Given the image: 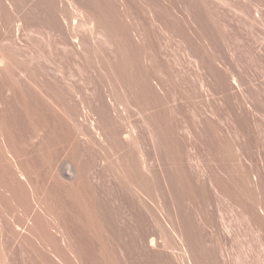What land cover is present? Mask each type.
Segmentation results:
<instances>
[{"label": "rangeland", "instance_id": "rangeland-1", "mask_svg": "<svg viewBox=\"0 0 264 264\" xmlns=\"http://www.w3.org/2000/svg\"><path fill=\"white\" fill-rule=\"evenodd\" d=\"M62 0H0V57L2 56L3 58H5L6 59V62H3L5 65H8L9 63V65H8V67H4V65H0V75H6V73L8 74H10L11 75V78H10V75H9V77H8V75H7V77H6V79H8L10 82L12 81V80H14V81H12L11 82V85H13V87H12V89L13 88H20L21 86H22V88L23 89H25L26 88V86L27 85H22V83L19 81V80H17V78L19 79L20 77L22 78V82H23V80L24 81H27V82H25L26 84L28 83V86H29V82H31L29 79H33L34 80V78H35V80H36V78H37V76H38V74L40 75V70L37 68V66H36V63H38V64H47V65H49V67H50V73H52V72H54L55 70V68L56 69H59L60 67H61V65L63 64L64 66H65V71H66V69L68 68V69H70V73H71V71L73 72L74 71V73H72L71 75H72V79H75L74 81L71 79V80H69V82H71V83H74V82H76V81H78L79 83L81 82V81H79V80H81L82 78H85V79H82V81L83 82H81L82 84H80L81 86H79V87H77L76 89H74L73 90V99L75 100V104H74V100H72V101H70V102H68L69 104L72 102L73 103V105H72V103L70 104V106H69V104L68 103H63V105L60 107V104H59V101L60 100H57V102H55V103H57V105L59 104V106L58 107H56V105L54 106L55 108H54V111L56 112L57 111V109L59 110V112L57 111L56 112V114L58 115V117L56 118V120L55 119H53V121H50L49 123H48V125H49V130H51V129H53V130H51V131H55V133H56V135H57V137L58 136H60V138H62L61 136H64L65 134H66V137L67 138H69V136H70V140H72L73 141V143L75 142V141H77V143H79L80 145H78L77 143H75V144H77V145H75V144H72L73 146L75 145V148L73 149L74 150V153H75V155L77 154V150H75V149H77L76 147L77 146H80V149L82 148L83 149V153L87 156H85L83 153H80V154H77L76 156H78V158L72 153V151H71V148H72V145H71V143H69V142H67L69 145H65V144H67L66 143V141H68L69 139H67L64 143H63V145L65 146L64 147V149L62 150V151H60V153H58L55 157L57 158L58 157V161H59V163H64V164H67V163H70V161H74L75 163L77 162L76 160L78 159V160H80L79 162H81V160H85V158L87 159V161L89 162L88 163V165H89V177H90V184H91V186L89 185V188H90V193L92 192V191H94V189H95V191L97 192V194H101V195H97L96 194V192H93V193H95L96 195H97V197H96V195H94L93 193L91 194V196L92 195H94L96 198H95V200L96 201H98L97 200V198L99 199H101V201L103 200V202L104 201H106V200H111V201H113V202H115L116 200L117 201H119V199L120 198H124L123 196H125L126 197V195H127V198H124L123 199V205H126L125 203L127 202V200L128 199H131L132 198V200H133V203H134V205L136 206V208H137V205H139V208H140V204H143V203H141L142 202V200H144V197L142 198V196H143V194H142V196L140 195V199H142L141 201L139 200V198H137V194H138V197H139V192H142L141 191V188H139V191H137L136 193H135V191L134 190H138L137 188H138V185H136L135 183H131V184H129V183H126L125 185H135V186H128V187H126L125 186V188L123 187V188H121V186H124V183L122 182V184L119 182V180H117L119 177H121V176H118L119 174L120 175H122L124 172L123 171H125L124 169H123V167H125L126 166V162H127V153H123L125 150H127L128 148H130V146H133L134 144L136 145L137 143V145L134 147H131V148H135L134 150H135V152H136V148H137V153H133L132 155H133V157L135 156V160H136V162H137V164H138V166H140V165H142V164H140V163H142V158L145 156V158L143 159V160H148V162H150V163H148L147 162V165L149 166V167H151L152 169H153V166H154V168L158 171L160 168L162 169H164V171L166 170H170L171 168H173V169H175V165H177V163H180L181 164V160H183V164H182V167L184 166V170H186L185 171V173L187 172V175H189V176H191L192 175V177L194 176V181H193V184L194 185H196V186H198L199 185V181L201 180L200 178H202V180H204L205 179V175L206 174H210V168H211V165H212V167H214L213 169H215L216 170V172L218 173V175H220L219 177H220V179L221 178H223V177H225V175H228V173L226 174V172L229 170V174H231V175H235V174H243L244 176H246V178H244V180H248L247 182H245L244 180L242 181V180H239L238 179V175L236 176V178L235 179H238V180H235L232 176H231V179H233V180H231V179H229V176H227V177H225L224 178V180L226 181V183H225V181L224 180H222V183L221 184H225V185H223V187H225V188H222V185H221V187L219 188V186L220 185H218V187H216V189H217V192L220 194V192L219 191H221V196L220 195H217V197L218 196H220V198L218 197H215V196H213L214 198H213V200H212V198L210 199L211 200V202L209 201H207L209 204H204L205 206H207V208H208V205H210L209 207L210 208H206V210H205V206L204 205H202L203 204V201L205 200V199H201V197L200 196H198V195H196V196H198V197H192V198H194V199H191V198H185V200H183L182 202L184 203V205L186 204V206L187 207H193L194 205L192 204V203H196V205H198V204H200V206L201 207H203L202 209H203V211L202 210H200V208H199V210L201 211H199V210H196L197 212H198V214H196V211L194 212L195 214H194V222L197 224V226L198 225H200L199 227H200V229H203L202 230V235H201V231L200 232H198V231H193V232H191V233H189V235L191 236V234H192V238L191 237H189V235H187L188 233H186V235L188 236H184V234L180 237H178V239H174V241L176 240H178V242H176V243H174V241L173 240H171L170 242H173V244L172 245H176V244H178L179 243V241L180 242H183V240H184V243H188V239H186V238H189L190 239V241L193 239V243L196 241V238L198 239L197 241H196V244L198 243L200 246H198V244L196 245V247H194V249L196 248V250L195 251H197L198 250V252L196 253L197 255L199 254V255H201L202 256V254H203V256L201 257L200 256V258L199 259H202L204 256L205 257H207V259H205V257L202 259L203 260V262L201 263V262H199V264H209L210 262L213 264V262H214V264L215 263H217V264H264V217H262V216H264L263 214H264V185H263V187H262V185H261V187H259L260 186V184L261 183H263L264 182V177H263V175H264V0H160V2H159V0H130L131 2L133 1V3H131L129 0L127 1V2H130L131 3V5H133L135 8H137V6L139 7V8H137L139 11L137 12V9L135 10V8H133L132 9V7H131V5H130V3H129V6L131 7V8H128L129 10L131 9L132 11L129 13V12H127V15H126V1L125 0H106V1H104V0H98L99 2H97V0H94L95 2H93V0H79V1H77V0H69V1H67V0H63V2H61ZM65 1L68 3H65ZM71 1V2H70ZM82 1H85V2H82ZM104 1V2H103ZM110 1V2H109ZM117 1V2H116ZM123 1V2H122ZM173 1V2H172ZM202 1V2H201ZM203 1H205V3L203 2ZM52 2H54L55 3V7H54V3L53 4H51ZM57 2V3H56ZM81 2H82V4H81ZM88 2H90V3H88ZM96 3L97 2V6H95V7H93L92 5L90 6V4L91 3ZM102 2V3H101ZM113 2V3H112ZM154 2V3H153ZM178 4H177V3ZM59 3V4H58ZM71 3V4H70ZM85 3V5L86 6H84L83 4ZM102 5H101V4ZM106 3H110L109 5H111V6H109L108 4H107V8L106 7H104L103 8V6H105L106 5ZM124 3V4H123ZM137 3V4H136ZM151 3H153V4H151ZM156 3V4H155ZM171 3H172V5H171ZM207 3H208V5H207ZM60 7H63L61 4H63L64 6H68V8H66L69 12H72L71 14L69 13V15H68V13L66 14V18H67V20H69L68 19V16L70 17V19L72 18V16H76L75 18H76V20L79 22H75L74 24H73V27H71V24L72 23H69L70 24V27L71 28H73L71 31H73L74 29V31L76 32H74L73 31V34L74 35H78V34H82V32H85V28H86V31H88L87 30V28L89 27V25H86L87 24V22H89V20H91L92 22L93 21H95V19L97 18L96 16H92L91 17V15H90V13L91 14H96L97 13V15H99L102 11H101V7H102V10H103V13H110L111 14V12L109 11H107L108 9L109 10H111L114 14L113 15H110V14H108V15H110L111 17H114V19H117V20H122V21H125V22H127V23H130V25L133 23V25H131L132 26V28H134V29H132L133 30V32L134 33H137L138 31H141V27H142V24H144V22L146 21V24H147V21H150V22H148V24H150V25H152V28H153V25H155L154 26V29L156 28V29H158L157 31H155L154 29V32H152L153 33V35H152V39L154 40V42L155 43H153L154 44V49L156 50V53H157V51H158V53H159V55H161V56H159L158 54V57H159V59L161 58L163 61H164V63L166 64V66H165V64L163 63V61H162V63H163V65H164V68L165 69H167V67H168V71L167 70H164V72H159L158 70H157V68L155 69V66H154V63H152V60H151V56L152 55H144V56H141V61H144V62H141L140 63V65L142 64V66H146L147 64H148V66L149 67H151V73H152V75H153V77H152V75H151V77H152V79L155 81V80H157V82L159 81L158 79H160V86H162V87H160L159 89L161 90V95H163L164 94V92H165V94L164 95H166L167 93V96H166V101H165V105H166V107L168 108V115H167V118H168V120H167V118H166V121L167 122H174L173 124H175V123H177V125H178V127H180V128H178L177 127V135H179L178 136V138H175V140H179L178 141V143H176V141H174L175 143H174V145H176L177 144V146L179 145V147H177L176 146V149H175V147H174V149H173V151H174V153H166L167 155H168V157L166 156V154L164 153V154H161V153H159L158 151L160 150V148H159V146L157 145V140H155L156 138H153V137H155V136H153L154 134H152V133H149V131H147V130H149L150 128H151V123H149V122H145V121H143V118L141 117V114L142 113H140L139 115H138V112H140L141 110H140V107L138 108L140 111H137L138 109L136 108V105H138V104H135V102H133L130 98V100L129 99H127V98H124L123 99V97H124V93H123V91L124 90H122L123 88L118 84L119 83V81H118V79L117 80H115V79H112V77L110 76V75H107L106 77H105V72L103 73L102 72V69H100V68H102L101 66L103 65V63L104 62H106V61H104L103 62V60H105L106 59V57H105V59H103L104 57H103V55H104V53L102 52V55L100 56V54H101V52H99L98 54H97V52L96 51H94V50H91L92 51V53H91V51H89L90 52V54H89V52L87 53V52H85V48H83V49H81V50H77V51H71V49L69 48V50L67 51V48L68 47H66V48H64V44L63 43H61V41H59L58 39H56L57 38V34H58V32H56L57 30L51 25V21H49V20H51L52 19V17H53V14H51L50 12L52 11H56V6L57 5ZM88 4V5H87ZM100 4V5H99ZM103 4H105V5H103ZM112 4H113V6L115 7H113L112 6ZM119 4V5H118ZM121 4V5H120ZM175 4V5H174ZM200 4V5H199ZM50 5H51V7H50ZM96 5V4H95ZM137 5V6H136ZM159 5L160 6H162V5H165V6H167V7H165V8H167L169 11H170V8L172 9L170 12H173V10H175V12H173V14L174 15H177V17L178 18H180V21L182 22V23H184L185 22V20H186V22H185V24H188L189 25V27H190V30H188V28H187V30L189 31V32H193L192 34L193 35H195V36H198V40H199V44L200 43H202V45H204L203 47H201V48H205V50L204 49H202V50H200V51H202V54H201V57H200V53L201 52H199V50H198V52L196 51V49H195V52H194V49L192 48L191 50L196 54V55H198V56H196V58L194 57L195 55H193L192 53L193 52H191V51H187V49H185V48H188L187 47V45L185 44V43H183V42H181V40H180V38L179 37H177L176 36V38H174V37H171L172 36V34H171V32H172V29H169L170 27H172V28H174L173 26H169V24L168 23H165L164 24V22H165V20H164V13H163V9L161 10V7H159ZM207 5V6H206ZM58 6H57V9H58ZM75 8H74V7ZM98 6H99V8L100 9H98L97 10V8H98ZM120 6V7H119ZM178 8H176V7ZM202 6H204V7H202ZM89 7H91V9L89 8ZM97 7V8H96ZM110 7V8H109ZM112 7V8H111ZM117 7V8H116ZM145 7V8H144ZM163 7V6H162ZM163 7V8H164ZM207 7H208V9H207ZM85 8H89V12L87 13V11H88V9L86 10ZM92 8H93V10H92ZM94 8H96V12L94 11ZM121 10V11H123L122 13H121V11L119 10V9ZM157 8H159V9H157ZM200 8H203V9H200ZM54 9V10H53ZM72 9V10H71ZM75 9V10H74ZM115 9V10H114ZM118 11H117V10ZM147 9V10H146ZM182 9V10H181ZM198 9H200V10H198ZM205 9V10H204ZM207 9V10H206ZM105 10V11H104ZM159 10V11H158ZM80 11V12H79ZM93 11V12H92ZM99 11H101L99 14H98V12ZM120 11V12H119ZM125 11V12H124ZM141 11V12H140ZM143 11V12H142ZM146 11H148V12H146ZM162 11V12H161ZM134 13L135 14V17L137 18V20L136 19H133L134 18V16L133 15H131V13ZM146 12V13H145ZM154 12V13H153ZM157 12H158V15H156L157 14ZM182 12H183V14H182ZM205 12V13H204ZM6 13H10L9 15L8 14H6ZM79 13L81 14V16L79 15ZM87 13V16L89 15V20H86L85 18V16L86 15H84V14H86ZM103 13H101V15L103 14ZM117 13V14H116ZM118 13H120V14H118ZM125 13V14H124ZM138 13V14H137ZM141 13V14H140ZM160 13V14H159ZM163 13V14H162ZM48 14V15H47ZM55 14H57V16H59L58 14H60L59 13V11H58V13H57V11H56V13ZM75 14V15H74ZM137 14V15H136ZM140 14V15H139ZM146 14V15H145ZM154 14V15H153ZM203 14V15H202ZM207 14V15H206ZM210 14V15H209ZM51 15H52V17H51ZM126 15V16H125ZM130 15V16H129ZM138 15H139V18H138ZM160 15H161V17H160ZM179 15H181L180 17H179ZM182 15H183V17H182ZM115 16H116V18H115ZM119 16V17H118ZM120 16H121V18H120ZM124 18H123V17ZM140 16H142L141 18H140ZM143 16H145L146 18L148 17L149 19H145V17H143ZM152 16H154V17H152ZM157 16V17H156ZM198 16H199V18H198ZM205 18H204V17ZM208 16V17H207ZM209 16H210V18H209ZM8 17V18H7ZM9 17H11V18H9ZM13 17V18H12ZM129 17V18H128ZM152 17V18H151ZM156 17V18H155ZM162 17H163V19H162ZM49 18H51V19H49ZM85 20H84V19ZM95 18V19H94ZM159 18H160V20H159ZM183 18L185 19V20H183ZM198 18V19H197ZM206 20L207 19V21L206 22H203V21H205L204 19ZM12 19V20H11ZM49 19V20H48ZM138 19H141L140 21L138 20ZM145 19V20H144ZM183 21H182V20ZM200 19L201 20H203L202 22L200 21ZM48 20V21H47ZM81 20V21H80ZM155 20H157V21H155ZM164 20V21H163ZM200 22H199V21ZM209 20V21H208ZM70 21V20H69ZM86 22V24L85 23H82V22ZM132 21H134V22H132ZM136 21V22H135ZM140 22V23H138V22ZM161 21V22H160ZM188 21V22H187ZM68 22V21H67ZM151 22H153V24H151ZM163 22V23H162ZM93 23H97V22H93ZM159 23H160V25H159ZM68 24V25H69ZM76 24V25H75ZM82 24H85L86 26H88V27H86L85 25H83V27H82ZM98 24V23H97ZM96 24V25H97ZM138 24H140V25H138ZM168 24V25H167ZM17 25H18V28H19V32H16V31H14V28L15 27H17ZM100 25V24H99ZM149 25V26H150ZM159 25V26H158ZM164 25V26H163ZM188 25H186V26H188ZM206 25V26H205ZM51 26V27H50ZM74 26H75V28H74ZM78 26V27H77ZM134 26V27H133ZM138 26V27H137ZM139 26H140V28H139ZM69 27V26H68ZM69 27V28H70ZM82 27V28H81ZM159 27H160V29L162 30V32H161V30L159 29ZM169 27V28H168ZM208 27L210 28V29H208ZM53 28V29H52ZM77 28H78V30H79V33H78V30H77ZM99 28V29H98ZM97 28V30L95 31V37H97L98 36V38H95L98 42L97 43H101V40L99 41V37L103 40L104 38H106V37H103L102 35H104V33H103V31L102 32H100V26ZM16 29V28H15ZM81 29H83L84 31H82ZM136 29V30H135ZM140 29V30H139ZM163 29H164V31H163ZM167 29V30H166ZM160 30V31H159ZM166 30V31H165ZM235 30V31H234ZM70 31V32H71ZM99 33H98V32ZM200 31V32H199ZM204 31V32H203ZM206 31H208V32H206ZM212 31V32H211ZM16 32V33H15ZM81 32V33H80ZM157 34H156V33ZM160 32V33H159ZM167 32V33H166ZM168 32L170 33V34H168ZM197 32V33H196ZM202 32V33H201ZM206 32V33H205ZM210 32V33H209ZM97 33V34H96ZM101 33H103L102 35H101ZM151 33V34H152ZM205 33V34H204ZM213 33V34H212ZM72 34V35H73ZM99 34H100V36H99ZM155 34H156V36H155ZM166 34V35H165ZM199 34V35H198ZM206 35V37L204 36V35ZM55 35V36H54ZM159 35V36H158ZM214 36V38H213V36ZM103 38H102V37ZM105 36V35H104ZM155 38H154V37ZM164 36V37H163ZM169 36V37H168ZM242 36V37H241ZM160 37V38H159ZM200 37V38H199ZM204 37V38H203ZM210 37V38H209ZM212 37V38H211ZM162 38V39H161ZM208 38V39H207ZM161 39V40H160ZM169 39H171V40H169ZM213 39V40H212ZM138 40H141L140 39V37H139V39ZM180 40V41H179ZM197 40V41H198ZM177 41V42H176ZM167 42V43H166ZM180 42H181V44H183L184 45V50L182 49L183 48V45L181 46L180 45ZM57 43H59V45L58 46H55V45H57ZM100 43L99 44H97V45H100ZM140 43H141V41H140ZM161 43V44H160ZM178 43V44H177ZM102 44H105V43H102ZM107 44V43H106ZM166 44V45H165ZM108 45V46H107ZM106 46H107V49L109 48V45L111 46L110 48L112 49V47L114 48V49H112V50H114L113 52L115 53L116 52V48H115V45L113 46V43L111 44H107ZM156 45V46H155ZM158 45V46H157ZM178 45V46H177ZM186 45V46H185ZM201 45V44H200ZM201 45V46H202ZM52 46H53V48H52ZM160 46V47H159ZM219 46V47H218ZM59 47V48H58ZM92 47V46H91ZM102 47H104V48H106L105 46H102ZM63 48V49H62ZM98 48H100V47H97L95 50H98ZM108 49L109 51L111 50V49ZM156 48H159L158 50L156 49ZM181 48V49H180ZM209 50V56H211V55H213V54H211L212 52H215V50L217 49L218 51H220V53L216 50V53H214L215 55H217L216 57H215V55H214V57L215 58H213V57H211V59H215V60H213V62L211 61V59H210V62H208V60H209V58H206V57H204L205 55H208L207 54V52H206V54H204L205 52L204 51H206L207 49ZM216 48V49H215ZM52 49H54V50H52ZM56 49V50H55ZM65 49H66V51H65ZM101 49V48H100ZM100 49H99V51H100ZM178 51H177V50ZM221 49V50H220ZM51 50V51H50ZM58 50V51H57ZM62 50H64V51H62ZM83 50V51H82ZM111 50V51H112ZM180 50H181V52H180ZM204 50V51H203ZM213 50V51H212ZM53 51H55L54 53H53ZM56 51H57V53H56ZM111 51L109 52L110 53V55H112V56H110V59L112 58L113 59V61H114V58H113V54H111ZM185 51H187L188 53L190 52L192 55H193V59H191L190 57L192 56L191 54V56L189 57V55H188V57H187V55H186V53H185V55H184V53L183 52H185ZM60 54H59V53ZM62 52V53H61ZM65 52L67 53L66 55H65ZM73 53V55H72V53ZM74 52H75V55H74ZM96 52V53H95ZM69 53V54H68ZM71 53V54H70ZM86 54V56L84 55V54ZM197 53H199V54H197ZM53 54H55V55H53ZM62 54V55H61ZM77 54V55H76ZM87 54L88 55H90V59H91V61L93 62H91V61H86V60H90L88 57L89 56H87ZM91 54H94L93 56L91 55ZM97 56H96V55ZM116 54V53H115ZM114 54V57L115 56H117V54L115 55ZM225 54V55H224ZM69 55V56H68ZM71 55V56H70ZM80 55V56H79ZM82 55V56H81ZM66 58H65V57ZM77 56V57H76ZM84 56H85V58H87L86 60H85V58H84ZM94 56H96V57H94ZM105 56V55H104ZM149 56V57H148ZM203 56V57H202ZM208 56V57H209ZM28 57V58H27ZM57 57H59L60 59H61V61H60V59L59 58H57ZM79 57H81V58H79ZM92 57H94V58H92ZM103 57V58H102ZM118 57V56H117ZM142 57H144V58H142ZM148 59H147V58ZM184 57V58H183ZM30 58V59H29ZM32 58V59H31ZM36 58V59H35ZM54 58V59H53ZM55 58L57 59V60H55ZM62 58H65V59H62ZM73 58H74V60L75 61H73ZM78 58V59H77ZM83 58V59H82ZM97 60H96V59ZM101 58H102V60H101ZM116 58V57H115ZM150 58V59H149ZM202 58V59H201ZM26 59V60H25ZM80 59H81V61H80ZM96 61H95V60ZM112 59L110 60V62L112 63ZM117 59V58H116ZM195 59H197V60H195ZM200 59V60H199ZM217 59V60H216ZM219 59V60H218ZM221 59V60H220ZM225 59H227L226 61H225ZM4 60V59H3ZM28 60H30V63H32V65L28 62ZM58 60H59V62H58ZM77 60H79V61H77ZM98 60H100V61H98ZM190 60V61H189ZM194 60L195 61H199L198 63L197 62H194ZM201 60H202V62H201ZM222 60H224V61H222ZM5 61V60H4ZM35 61V62H34ZM67 61H69V62H67ZM72 61V62H71ZM95 61V62H94ZM98 61V62H97ZM148 61V62H147ZM221 61V62H220ZM8 62V63H7ZM26 64H25V63ZM34 62V63H33ZM57 62H58V64H60V67L57 65ZM66 62V63H65ZM79 62V63H78ZM91 62V63H90ZM109 62V63H110ZM193 62H194V64H193ZM216 62V63H215ZM224 62H226L227 63V65L230 67H228L227 66V68H226V63H224ZM7 63V64H6ZM56 63V64H55ZM62 63V64H61ZM77 65H76V64ZM84 63V64H83ZM88 63H90V64H88ZM96 63V64H95ZM97 63H98V65H97ZM196 63V64H195ZM203 63V64H202ZM209 63H212V64H209ZM215 63V64H214ZM28 64V65H27ZM37 64V65H38ZM73 64V65H72ZM81 66H80V65ZM86 64H88V66L86 65ZM94 64V65H93ZM145 64V65H144ZM199 65L198 66V68H197V66L196 65ZM206 66H205V65ZM208 64V65H207ZM34 65V66H33ZM75 65V66H74ZM91 65V66H90ZM100 65V66H99ZM152 65V66H151ZM196 67H194V66ZM214 66L215 68H216V73L214 72V67L212 68L211 67V69L213 70V73H215V74H217V75H213V73H211L210 74V71L212 72V70L210 69V67H207V66ZM222 65V66H221ZM223 65H224V67H223ZM31 66H33V67H31ZM69 66H70V68H69ZM74 66V67H73ZM88 67V68H85V67ZM93 66H94V69H96V70H94V69H91L90 67H92L93 68ZM98 66H99V68H98ZM25 67V68H24ZM34 67H35V69H34ZM59 67V68H58ZM71 67H73V68H71ZM78 67V71L77 70H75L76 68ZM81 67V69H79ZM148 67V68H149ZM28 68V69H27ZM32 70H31V69ZM143 68V67H142ZM147 67H146V69H148ZM203 68H204V71H202L203 70ZM209 68V70H207ZM217 68H219V69H217ZM23 69H24V71H23ZM29 69L31 70V71H29ZM67 69V70H68ZM72 69V70H71ZM74 69V70H73ZM82 69H84L83 71H82ZM91 69V70H90ZM97 69H99L98 71H97ZM139 69V68H138ZM145 69V68H144ZM150 69V68H149ZM148 69V70H149ZM195 69H197V70H195ZM26 70H27V72H26ZM81 70V71H80ZM104 70V69H103ZM141 71L143 70V69H140ZM138 71L137 70V72H138V74H140V72L141 71ZM153 70V71H152ZM34 71H36V72H34ZM37 71H39V72H37ZM76 71V72H75ZM88 71H90V72H88ZM95 71H97V72H95ZM154 71H155V73H154ZM165 71H167V72H165ZM218 71V72H217ZM219 71H220V73H219ZM25 72V73H24ZM29 72V73H28ZM68 72H69V70H68ZM82 72V73H81ZM200 72V73H199ZM206 72V73H205ZM226 72V73H225ZM5 73V74H4ZM28 73V75L27 76H25L24 74H27ZM30 73L31 74H34L33 76L34 77H31V75H30ZM78 73H80V74H78ZM97 73H99L100 74V76H101V82H100V76L97 74ZM161 73V74H160ZM162 73H164V74H162ZM168 73V74H167ZM197 73V74H196ZM205 73V74H204ZM209 73V74H208ZM83 74V75H82ZM85 74V75H84ZM87 74V75H86ZM103 74V75H102ZM194 74V75H193ZM202 75V76H200V75ZM223 74H225V75H223ZM227 74V75H226ZM232 74V77L230 76ZM18 75V76H17ZM19 75H21L20 77H19ZM30 75V76H29ZM75 75V76H74ZM78 75H79V77H78ZM80 75L82 76V77H80ZM90 75V76H89ZM97 75H98V77H97ZM165 75H167L166 77H165ZM168 75H170V77L168 76ZM196 75V76H195ZM218 75H220L219 77H221L224 81H228V82H225V84L224 83H222L223 84V86H227V88H222L223 86L222 85H220L221 84V80H219L218 79ZM13 76V77H12ZM74 76V77H73ZM86 76V77H85ZM87 76H89V77H87ZM103 76H104V78H103ZM110 76V77H109ZM193 76H195V77H193ZM199 78H201V79H199ZM204 76V77H203ZM215 76V77H214ZM226 76V77H225ZM237 78H236V77ZM30 77V78H29ZM38 77H41V76H38ZM154 77L155 78H158V79H154ZM163 77H165L166 78V81L168 82L169 80H171V81H169L168 83H166V81L165 80H163L164 78ZM167 77H169V78H167ZM214 77V78H213ZM12 78H15V79H12ZM21 78H20V80H21ZM27 78H29V79H27ZM109 78V79H108ZM110 78H111V80H110ZM163 78V79H162ZM216 78V79H215ZM26 79V80H25ZM38 79V78H37ZM78 79V80H77ZM98 79V80H97ZM103 79V80H102ZM197 79V80H196ZM199 79V80H198ZM226 79V80H225ZM236 80L237 79V81L235 82V80H234V82L232 81V80ZM239 79V80H238ZM7 80V82H8V84H10L9 83V81ZM87 80H88V82H87ZM93 80H94V82H93ZM97 82H96V81ZM115 80V81H114ZM219 82H218V81ZM98 81L100 82V85H102V84H104L103 86H104V88H105V92H106V94H111L112 93V88H110L109 89V87L111 86V83H110V81H113V82H116L115 84L117 85H119V87H117V90H115L116 92H118L117 94H115L114 92L115 91H113V94L115 95V96H122L121 98L123 99V101L124 102H126V103H123V101H122V99L121 100H119L121 103H123V104H129L130 102L129 101H132L131 102V106H129V107H127V108H130L131 107V109H128L129 110V112L127 111L125 114H123V116H124V118H123V116L122 117H118V116H114V120L116 121L117 119H118V121H116L117 123H120L121 125H122V127H123V130H125L126 132L125 133H128V135H129V138L130 137H133V135H135V137H136V135H137V133H141L140 131H135V130H138L139 128V130H144L145 128H147L146 129V131L144 130V134H142L141 133V135H140V137H141V139H140V141H136V139L137 140H139L138 138H140V137H136L133 141H136V143H134L133 144V142H132V139L130 140L129 138H127L128 140H130V141H128V142H131V144L128 146V148L126 147V149H122L123 150V152H121L120 153V151H122V150H120V151H118V152H116V151H114V149H112L111 148V144H110V142L109 143H107L108 141H109V139H111V137H112V133H113V130H112V128H111V126H110V124H111V122H107L106 120H104L103 118H102V120H100L101 119V117L99 118V117H97V116H99L100 115V113H98L97 111H98V109L96 108V106H95V103L94 104H92L94 101L92 100V98H91V102H90V98L89 97H91V95H89V94H91L90 92H91V90H93V83H98ZM163 83H162V82ZM202 81H203V83H202ZM14 82H16V84H17V86L18 87H16L15 85L16 84H13ZM19 84H18V83ZM103 82V83H102ZM110 84H109V83ZM172 82H174V83H172ZM199 82H201V83H199ZM218 84H217V83ZM232 82V83H231ZM24 82H23V84H25ZM79 83H78V85H79ZM152 83H154V82H152ZM237 83V84H236ZM20 84H21V86H20ZM62 84H64L63 82H62ZM76 84H77V82H76ZM108 84H109V87H108ZM171 84V85H170ZM200 84L202 85V86H200ZM236 84V85H235ZM240 84V85H239ZM168 85H170V86H168ZM228 85H229V87H228ZM234 85H235V87H234ZM15 86V87H14ZM27 86V87H28ZM88 86V87H87ZM177 86V87H176ZM240 86V87H239ZM8 87L10 88L11 86L10 85H8ZM82 87V88H81ZM170 87V88H169ZM173 87H174V89H173ZM202 87V88H201ZM238 87V88H237ZM22 88H20V90H22ZM120 88H122L121 90H120ZM134 88V87H133ZM132 87H131V89H132V91L133 90H135L137 87H135L134 89H133ZM162 88V89H161ZM177 88V89H176ZM187 89L188 90V92H187V90H185L184 92L188 95L189 94V92H190V94L192 93V95H196V97H195V95H194V97H192V100H190L189 99V95L188 96H186V94L185 93H183L182 91L184 90V89ZM191 88V90L189 91V89ZM221 90H220V89ZM231 88V89H230ZM12 89H11V91H12ZM170 89H172V90H174V91H176V92H178L177 94H174V93H176V92H174V91H172V90H170ZM192 89H194V91L192 90ZM241 89H244V90H242L241 91ZM19 91V89H13V91ZM86 90V91H85ZM88 90V91H87ZM108 90V91H107ZM111 90V91H110ZM167 90H169V91H167ZM223 90V91H222ZM90 91V92H89ZM137 91V89L135 90V92ZM167 91V92H166ZM191 91H193V92H191ZM226 91V92H225ZM231 91H232V94H231ZM10 92V91H9ZM121 92V93H120ZM126 92V91H125ZM134 92V93H135ZM235 92H236V94H235ZM121 95H120V94ZM163 93V94H162ZM173 93V95H171ZM179 93H180V95H179ZM197 93V94H196ZM223 93V94H222ZM225 93V94H224ZM11 94V99L9 98V96L8 95H10ZM87 94V95H86ZM119 94V95H118ZM227 94V95H226ZM239 94H240V96H239ZM243 94H244V96H243ZM89 96L88 98L86 97L85 99H83L85 96ZM112 95V94H111ZM127 95H129L128 93H127ZM169 95H171V96H173V97H171V96H169ZM174 95H175V98H174ZM177 95H178V97L179 98H177ZM181 95L182 96H184V97H181ZM200 95V96H199ZM224 95V96H223ZM13 96V94L10 92V93H8L7 94V100L8 99H10V101L8 100V102L9 103H12L13 102V100H12V98L14 97H12ZM79 96H81L80 98H79ZM83 96V97H82ZM168 96L170 97V98H168ZM197 96H198V98L199 99H197ZM227 96V97H226ZM243 96V97H242ZM125 97H128V96H125ZM201 97V98H200ZM221 97V98H220ZM236 97V98H235ZM172 98H174V99H172ZM187 98V99H186ZM220 100H218V99ZM227 100H226V99ZM14 99V98H13ZM87 99V100H86ZM176 99V100H175ZM188 99H189V101H188ZM194 99V100H193ZM196 99V100H195ZM201 99V100H200ZM241 99V100H240ZM246 99V100H245ZM76 100H77V102H76ZM83 100V101H82ZM128 102H127V101ZM80 101V102H79ZM82 101V102H81ZM187 101V102H186ZM192 101V102H191ZM196 101H198V102H196ZM225 101V102H224ZM227 101H229V102H227ZM233 103H232V102ZM236 101V102H235ZM202 102V103H201ZM220 102V103H219ZM239 102H241V103H239ZM245 102V103H244ZM204 103V104H203ZM222 103V104H221ZM224 103V104H223ZM235 103V104H234ZM13 104V103H12ZM19 104V103H18ZM208 104H210V105H208ZM217 104H219V106L217 105ZM221 104V105H220ZM230 104V105H229ZM248 104V105H247ZM14 106H13V108H15L16 109V112H14L13 111V108H12V115L14 114V116L15 117H17V118H19L20 116L18 115V114H20V113H22L23 112V110L22 111H19V108H20V105H17V102L16 103H14L13 104ZM15 105H17V107L15 106ZM130 105V104H129ZM135 105V106H134ZM178 105H181V108H179L178 107ZM193 105H196V106H193ZM226 105H228V109H230V107H231V111L230 110H227L226 111V107H224V106H226ZM244 105L245 106H247V107H245L244 108ZM69 106V108H68V110L66 109L67 107ZM72 106H73V109H72ZM220 106H222V107H220ZM230 106V107H229ZM234 106V107H233ZM249 106V107H248ZM63 107H65V108H63ZM94 107V108H93ZM138 107V106H137ZM233 107V108H232ZM236 107H238L237 109H236ZM18 108V109H17ZM60 108H61V111H60ZM63 108V109H62ZM136 108V109H135ZM197 108H198V110H197ZM222 108H225V109H222ZM14 109V110H15ZM64 109H66V111H68L67 113L65 112L64 113ZM201 109V110H200ZM217 109H220L221 111H219V110H217ZM239 109V110H238ZM20 110H21V108H20ZM63 110V111H62ZM70 110V111H69ZM200 110V111H199ZM211 110V111H210ZM236 110H237V113H236ZM245 110V111H244ZM130 111H131V113L132 114H130ZM197 111V112H196ZM238 111H239V114H238ZM18 112V113H17ZM63 112V113H62ZM69 112H74V113H69ZM145 112H147L148 113V111H145ZM204 112V113H203ZM213 112V113H212ZM220 112H221V114H220ZM223 112V113H222ZM226 112H227V114H226ZM229 112V113H228ZM250 112V113H249ZM59 113H62V115H61V117H63V119L62 118H60V119H62V120H58L59 119ZM98 115H97V114ZM137 113V114H136ZM197 113V114H196ZM203 113V114H202ZM241 113V114H240ZM68 116H71V114H72V116H71V118L70 117H67L66 115ZM127 114V115H126ZM234 114V115H233ZM64 115H65V117H66V119H65V117H64ZM129 115V117H127ZM131 115V116H130ZM183 115H184V117H183ZM233 117H232V116ZM249 115V116H248ZM11 116V115H10ZM236 116H237V118H236ZM240 117V118H239ZM243 117V118H242ZM245 117V118H244ZM247 117V118H246ZM249 117V118H248ZM70 118V119H69ZM97 118H98V120H97ZM117 118V119H116ZM141 118V119H140ZM233 118V119H232ZM120 119V120H119ZM123 119V120H122ZM242 119H245L244 121L242 120ZM19 120H21V119H19ZM18 120V121H19ZM60 122H58V121ZM63 120H66V121H63ZM68 120V121H67ZM96 120L98 121V122H96ZM178 120V121H177ZM184 120V121H183ZM204 120H205V122L207 121V120H210V121H212L213 123H214V126L212 127V129H208L207 127H208V125H205V123H204ZM236 120L238 121V122H236ZM241 120V121H240ZM247 120V121H246ZM100 121H101V123H100ZM105 121H106V123H105ZM246 121V122H245ZM96 122V123H95ZM122 122H123V124H122ZM145 122V123H144ZM180 122V123H179ZM245 122V123H244ZM55 123V124H54ZM59 123V124H58ZM63 123V124H62ZM192 123V124H191ZM241 123V124H240ZM244 124V126H243V124ZM51 124H52V126H51ZM58 126H57V125ZM62 124V125H61ZM149 124V125H148ZM239 124V125H238ZM54 125H56V127L57 128H55L54 127ZM61 125V126H60ZM67 125H69V126H67ZM113 125V124H112ZM146 125H148V126H146ZM194 126V127H192V126ZM190 126V127H189ZM237 126V128H235ZM62 127H63V129H62ZM66 127V128H65ZM93 129H92V128ZM138 127V128H137ZM60 128H61V130H60ZM125 128V129H124ZM136 128V129H135ZM149 128V129H148ZM192 128V129H191ZM241 128V129H240ZM244 128V129H243ZM65 129V130H64ZM91 129V130H90ZM109 129V130H108ZM111 129V130H110ZM194 129V130H193ZM242 129H243V131H242ZM63 130V131H62ZM133 130L135 131V133L136 134H134V132H133ZM191 131V132H189V131ZM57 131V132H56ZM59 131V132H58ZM60 131H61V133H60ZM86 131H89V132H86ZM97 131V132H96ZM106 133H105V132ZM195 131V132H194ZM62 132L64 133L63 135H62ZM66 132V133H65ZM68 132V133H67ZM69 132L72 134V135H70L69 134ZM86 132V133H85ZM109 132H111V136H109ZM192 132H193V134H192ZM197 132H198V135H197ZM85 133V134H84ZM95 133V134H94ZM97 133V134H96ZM103 135H102V134ZM196 133V134H195ZM69 134V135H68ZM87 134V135H86ZM89 134H92L91 136L89 135ZM99 134H100V139L97 137V135L99 136ZM139 134L137 135V136H139ZM146 134V135H145ZM148 134H151L152 135V137H151V135L149 136ZM83 135V136H82ZM86 135V136H85ZM102 135V136H101ZM145 136V141L143 140V138H144V136ZM148 135V136H147ZM29 136V135H28ZM74 136V137H73ZM93 136H95L96 137V139L98 138V140H96V139H94L95 137H93ZM106 136V137H105ZM195 136V137H194ZM197 136H198V138H197ZM31 137V136H30ZM65 137V138H66ZM71 137L73 138V139H71ZM88 137V138H87ZM92 137V138H91ZM101 137H103V138H101ZM106 138V140H105V138ZM109 137V138H108ZM179 137H180V139H179ZM247 137V138H246ZM29 137H27L26 136V138H25V143H26V146H28V147H30V148H33L34 149V153H29L30 155H32L33 157H37V158H41V156L44 154V153H41V150H39V147H37L36 146V144H37V139H33L32 137H31V141H29L30 140V138L28 139ZM64 138V137H63ZM76 138V139H75ZM79 140H78V139ZM91 138V139H90ZM134 138V137H133ZM27 139H28V141H27ZM88 139V140H87ZM103 139H104V141H103ZM108 139V140H107ZM127 139H125V140H127ZM246 139V141H242V140H245ZM248 139V140H247ZM251 139V140H250ZM82 140H84V141H82ZM93 140H94V142L95 141H99V142H101L102 144H103V148L101 147L102 145H100L101 143H97V144H95V143H90L91 141L93 142ZM106 141V142H105ZM233 141V142H232ZM82 142V143H81ZM83 142H87V144H85V145H82V144H84ZM229 142H232L231 143V145H230V143ZM245 142H247V143H245ZM253 142V143H252ZM90 143V144H89ZM105 143V144H104ZM107 143V144H106ZM185 145L184 147H183V145ZM239 143V144H238ZM245 143V144H244ZM110 145V146H107V145ZM133 144V145H132ZM229 144V146H231V147H229V146H227ZM238 144V146H237V148L235 147L236 145ZM250 144V145H249ZM99 145V146H98ZM157 145V146H156ZM240 145H242V146H240ZM248 145V146H247ZM252 145V146H251ZM71 146V148H69V147ZM93 148H92V147ZM96 148H95V147ZM97 146H98V149H97ZM139 146V147H138ZM158 147L159 148V150H157L158 148H156V147ZM181 146V147H180ZM242 147V149L240 148V147ZM246 146V147H245ZM251 146V147H250ZM68 147V148H67ZM85 147H87V148H85ZM219 147V148H218ZM223 147H226V148H223ZM228 147V148H227ZM248 147V148H247ZM79 148V147H78ZM100 148H102L101 149V151H104V152H101L100 153ZM109 148V149H108ZM140 148V149H139ZM153 148H155L154 149V151L156 152V153H153L154 151H153ZM180 148V149H179ZM217 149V150H215V149ZM231 150H230V149ZM68 149H70V150H68ZM86 150V152H85V150ZM94 149V150H93ZM150 149H152V151L150 150ZM211 149V150H210ZM223 149V150H222ZM226 149H228V150H226ZM235 149H237V150H235ZM241 149V150H240ZM244 149V150H243ZM65 150H66V152H65ZM90 150H92L91 152H90ZM95 150H97L98 152H96ZM111 150V151H110ZM213 150V151H212ZM215 150V151H214ZM234 150V151H233ZM238 150H240L241 152H239ZM64 151V152H63ZM69 151L71 152V153H69ZM76 151V152H75ZM107 151H109L108 153H107ZM113 151H114V153H113ZM146 153H145V152ZM148 151H149V153H148ZM199 153H198V152ZM218 151V152H217ZM224 151H226V156H227V158H229V156H230V158L229 159H231V157L233 158L232 160L233 161H236L237 163H235V165H238L239 167H240V165L239 164H241L242 166H245L246 167V170H245V167H242V168H239V169H237L238 171L237 172H234V171H236V168H237V166H235L234 165V162L232 163L231 162V165L233 166H230V161H229V163H227V161L229 160V159H227L226 161H224V159H226V156H225V153H224ZM230 151V152H229ZM232 151L234 152L233 153V155L234 156H232L231 154H232ZM237 151V152H236ZM245 151V152H244ZM67 152H68V154H67ZM88 152V153H87ZM94 152V153H93ZM112 152V153H111ZM116 152V153H115ZM142 152V153H141ZM200 152H202V153H200ZM212 152H214V153H212ZM236 152V153H235ZM245 154H244V153ZM92 153V154H91ZM96 153H98V154H96ZM222 153V154H221ZM230 153V154H229ZM240 153H241V155H243V156H241L240 155ZM247 153V154H246ZM70 154V155H69ZM71 154H73V156H75V158H77V159H75V158H73V156L71 155ZM81 154H82V157H83V159H81L82 157H81ZM90 154V155H89ZM121 154V156H119ZM122 154H125L126 155V158H124V155H122ZM140 154H142V155H140ZM170 154H171V156H170ZM200 154V155H199ZM68 155H69V157H68ZM80 155V156H79ZM92 155V156H91ZM100 155H102V156H100ZM128 155H130L129 153H128ZM167 157H165V156ZM175 155V157H178V158H176V159H181V160H176L175 159V157L173 158V156ZM179 155V156H178ZM181 155H182V157L183 158H179V157H181ZM202 155V156H201ZM240 155V156H239ZM248 156V158H245V156ZM250 155V156H249ZM72 156V157H71ZM101 158H100V157ZM122 156H123V158H122ZM143 156V157H142ZM147 156V157H146ZM161 156V157H160ZM162 156H164V158L165 159H167V160H169L168 158L170 157V160L168 161V162H170V163H168L167 162V160H165V159H163V157ZM214 156V157H213ZM218 158H217V157ZM235 156H237V158L235 157ZM238 156H239V158H241L240 159V161H242V163L240 162V161H238L239 160V158H238ZM246 156V157H247ZM81 157V158H80ZM89 157V158H88ZM92 157V158H91ZM235 157V158H234ZM120 159V161H119V159ZM148 158V159H147ZM172 158V159H171ZM214 158V159H213ZM221 158L223 159V160H221ZM72 159V160H71ZM101 159H102V161H101ZM220 159V160H219ZM246 159V160H245ZM250 159V160H249ZM162 160H164V161H162ZM172 160H174V162L176 163H174L173 164V161ZM215 160V161H214ZM82 161V162H83ZM86 161V162H87ZM93 161V162H92ZM110 161V162H109ZM114 161V162H113ZM124 161V162H123ZM145 161V162H146ZM165 161L167 162L166 164H165ZM208 161V162H207ZM221 161H223V162H221ZM250 161V162H249ZM252 161V162H251ZM85 162V161H84ZM109 162V163H108ZM118 162H119V164L122 166H120V165H118ZM220 163V165L219 166H216V164H218V163ZM253 162H254V164H253ZM104 163V164H103ZM112 163V164H111ZM113 163H114V165H113ZM121 163H125V164H121ZM151 163H153V164H151ZM206 163V164H205ZM215 165H214V164ZM222 163V164H221ZM224 163H227L228 165H226V164H224ZM239 163V164H238ZM250 163V164H249ZM257 163L259 164V165H257ZM96 166H94V165ZM99 164V165H98ZM165 164V165H164ZM202 164H203V166H202ZM207 164H208V166H210V167H208L207 166ZM223 164H224V166L226 167V166H228V167H226V168H224L223 167ZM244 164V165H243ZM255 166V167H253V165ZM52 165V166H51ZM55 163H54V161H50V164H48V166L49 167H54L55 168ZM102 165V166H101ZM116 165V166H115ZM118 165V166H117ZM151 165V166H150ZM206 165V166H205ZM160 166H162V167H160ZM204 166H205V168H204ZM221 166V167H220ZM230 166V167H229ZM47 167V166H46ZM49 167L47 168V169H49ZM93 167V168H92ZM101 168V169H99V168ZM111 167H114V168H111ZM141 167V166H140ZM167 167V168H166ZM169 167V168H168ZM218 169L219 167V169H218V171H217V169ZM234 167H235V170H234ZM257 167V168H256ZM43 169L45 168V166L44 167H42ZM93 170H92V169ZM120 168H122V170L120 169ZM42 169V170H43ZM46 169V168H45ZM99 169V170H98ZM155 169H153L152 171H156ZM160 169V170H161ZM173 169H171L170 171H172ZM206 169V170H205ZM228 169V170H227ZM240 169L242 170V173H239V171H240ZM243 169H244V171H243ZM253 169V170H252ZM256 169H259V170H256ZM53 169H51L50 171H52ZM95 170V171H94ZM98 170V171H97ZM106 170V171H105ZM111 170V171H110ZM123 172H121V171ZM205 170V171H204ZM93 171V172H92ZM152 171H147L148 172V176L150 175V177H153L154 176V173L152 172ZM163 170H161V171H158V172H162ZM208 173H207V172ZM219 171H221V173L219 172ZM247 173H246V172ZM255 171V172H254ZM259 171V172H258ZM43 172L46 174V171L45 170H43ZM49 171H47V173H48ZM72 172V176L74 175V172L73 171H71ZM96 174H95V173ZM100 172H102V174L100 173ZM121 172V173H120ZM151 172V173H150ZM232 172H234L233 174H232ZM51 173V172H50ZM50 173H48V174H50ZM94 173V174H93ZM153 173V174H152ZM201 173H203V174H201ZM255 175V177L253 176V174ZM260 173V174H259ZM261 173L263 174V175H261ZM113 174H118L117 176H113ZM205 174V175H204ZM246 174H249L248 175V177H247V175ZM252 174V175H251ZM92 175V176H91ZM200 177H199V176ZM208 175L206 176V177H208ZM224 175V176H223ZM239 175V176H240ZM257 176H261V178L260 177H257ZM91 177H92V179H91ZM204 177V178H203ZM251 177V178H250ZM254 177V178H253ZM107 180H106V179ZM249 178V179H248ZM253 178V179H252ZM255 178H257V179H255ZM259 178V179H258ZM153 180H154V177L152 178ZM197 179H198V182H195V181H197ZM200 179V180H199ZM228 181H227V180ZM254 179H255V181L256 180H258V182L256 181V182H254ZM105 180H106V184H105ZM201 180V181H202ZM263 180V181H262ZM115 181H117V182H115ZM200 181V182H201ZM231 181V184L229 183ZM233 181V182H232ZM235 181V182H234ZM238 183H237V182ZM239 181L241 182V185H239ZM97 182H98V184H97ZM115 182V183H114ZM120 183V185H118L117 183ZM224 182V183H223ZM228 182V183H227ZM243 182H245V183H243ZM252 182V184H250ZM260 182V183H259ZM94 183H96V184H94ZM103 185H102V184ZM198 183V184H197ZM235 183H237L239 186H237L236 187V185L237 184H235ZM256 183H258L257 185H256ZM115 186H114V185ZM155 184V183H154ZM228 184V185H227ZM235 184V185H234ZM244 184V186H243V190H241V191H239L240 190V188L242 187V185ZM246 184V185H245ZM248 184H250L249 186H248ZM118 185V186H117ZM226 185L227 186H229L228 188L229 189H226L227 187H226ZM234 185V186H233ZM256 185V186H255ZM105 186V187H104ZM154 186V185H153ZM230 186H232V187H230ZM245 186H248L249 187V190H248V187L245 189ZM253 186V187H252ZM101 187V188H100ZM102 187H104V188H102ZM110 187V188H109ZM114 187V188H113ZM118 187V189H116ZM132 187H137L136 189H134V188H132ZM155 187V186H154ZM238 187H240V188H238ZM97 188V189H96ZM110 189L112 192H110V190H107V189ZM121 188V191H124L123 189H125V191H126V194L124 195V194H121L120 193V189ZM129 188H131V189H129ZM156 188V187H155ZM165 189H164V192H166L167 191V189H168V191L167 192H170V190H169V188H167V186L166 187H164ZM220 190H219V189ZM233 190V192H231V189ZM254 188V190L257 192V190H259L258 192H259V194L257 195H255L253 192H255L254 190L253 191H251L252 189ZM261 188V189H260ZM263 188V189H262ZM113 189V190H112ZM128 191H127V190ZM154 189V188H153ZM157 189V190H156ZM156 189H154L155 191H153L152 193H154V194H152L151 196H152V198H154L153 200H154V204L152 203V201L153 200H151L152 198H150L149 199V201H151L150 203L151 204H149V205H153V207H154V205H155V207H154V209H157V211L155 210V212L156 213H158V215L161 217V219L163 218V220H165V222L167 221V222H169V219L168 218H170V220L173 222V219H175L176 217H174V216H176V214H175V212H174V206H172V204L173 203H175L177 200L175 199V197L174 196H172V192L171 193H164L163 192V190H162V193L160 192V194H159V191L160 190H158V188H156ZM221 189H223V190H221ZM237 189H239L238 191H237ZM242 189V188H241ZM245 189V190H244ZM92 190V191H91ZM98 190H99V192H98ZM100 190H101V192H100ZM133 191V193H134V196H135V194H136V201L134 200L135 199V197H133V194H132V191ZM228 192H227V191ZM230 190V191H229ZM250 191V192H252V193H250V192H248L250 195H255V199H257V200H255V199H250L247 195H248V193L247 192H245V191ZM223 191V192H222ZM227 192V193H224V192ZM242 191H244L245 192V195L247 196V199H245L246 198V196L242 193L241 194V192ZM262 192V194H261V192ZM106 192L108 193V194H106ZM127 192H128V194L131 196V194H132V196L130 197L128 194H127ZM238 192L240 193V195L238 194ZM103 193V194H102ZM112 193V194H111ZM131 193V194H130ZM164 193V195H161V194H163ZM231 193V194H230ZM234 193V194H233ZM110 194V195H109ZM113 194H115V196H116V194L117 195H119V194H121V195H119V196H114ZM169 194H171V196L169 195ZM222 194L223 195H225V194H227V195H225V196H223V199H222ZM234 196H236L235 198H236V201L234 200H232V197H234ZM111 195H112V198H111ZM167 195V196H166ZM230 195H232L231 196V198L229 197ZM241 195H243L242 197H241ZM261 195V196H260ZM90 195H89V197H91ZM164 196V197H163ZM240 196V198H238V197ZM259 196V197H258ZM104 197H107V198H104ZM110 197V198H109ZM118 197V198H117ZM174 197V198H173ZM200 197V198H199ZM226 197V198H225ZM230 198V200H229V202H228V199ZM245 197V198H244ZM250 197H253L254 198V196H250ZM261 197H262V199H261ZM195 198H198L197 200L195 199ZM216 198H217V200H216ZM225 198V199H224ZM241 198H243V199H241ZM1 199V198H0ZM100 199H99V203H101V201H100ZM114 199V200H113ZM116 199V200H115ZM122 199H121V201H119L118 202V204L119 203H121L122 202ZM200 199V200H199ZM219 199V200H218ZM238 199H240V200H242V202L239 200L238 201ZM245 199V200H244ZM110 200H109V202L108 203H111L110 202ZM132 200H131V202H132ZM138 200V201H137ZM215 200V201H214ZM221 200V201H220ZM224 200V201H223ZM227 200V201H226ZM244 200V201H243ZM249 200V203L247 202ZM250 200L251 201H254V202H250ZM261 200H262V202L263 203H261ZM2 201V202H1ZM125 201V202H124ZM140 201V202H139ZM149 201H147V202H149ZM198 201V202H197ZM257 201V204H255V202ZM0 205H2V208H0V215L2 216H0V258H3L4 256L5 257H7V259L9 260L10 258V260H9V262H7L6 260H4V261H2L3 259H5V258H3L2 260L0 259V264H1V262H2V264H3V262H4V264L6 263V264H11V262H13L14 260H13V258L15 259V261H14V263H12V264H15V262H17V261H19V262H17L16 264H25L26 262H28V263H26V264H42L43 263V261L41 260L42 258L40 257L41 255H39V252H37V250H33V249H30V248H25V246H27V245H25V244H27V243H25L24 241V235H23V232H21V230H20V232H19V230L18 229H16V228H14V227H12L11 226V223H10V221H8L9 220V216H11V214L9 215V214H7L6 215V217H5V215H2L3 214V212H2V209H4V205L6 204L5 202V204L3 205V199H1L0 200ZM102 202V203H103ZM107 202V201H106ZM111 203L112 205H115L114 203ZM136 202H138V203H136ZM168 202V203H167ZM206 202V201H205ZM214 204H213V203ZM218 202V204H216ZM222 202V203H221ZM226 202V203H225ZM231 202V203H230ZM240 203V204H244V205H242V207H243V209H242V207L239 205V207H237L238 206V204H236V203ZM248 204H247V203ZM98 203V206H100V209H101V211H100V209L98 208V206H97V202H96V206L94 207V208H96L97 210V215L99 216H96V218L98 217L99 219H101V217H102V219L104 218V216H102V215H104V212H103V210H102V208H101V204H99ZM166 203V204H165ZM170 203H172V204H170ZM198 203V204H197ZM219 203H221V205H220V207L219 206H217V205H219ZM234 203V204H233ZM255 205H253V204ZM137 204V205H136ZM164 204H165V207L167 208V209H165V207H164ZM170 204V205H169ZM215 206V204H216V207H213V205ZM227 204V205H226ZM232 204H233V206L234 205H236L235 207H232ZM249 204H250V206L251 207H249ZM117 205V204H116ZM166 205H168V206H166ZM174 205V204H173ZM192 205V206H191ZM224 205V206H223ZM247 205H248V207L249 208H247ZM199 206V207H200ZM1 207V206H0ZM151 208H153L152 206H150ZM158 207V208H157ZM162 207V208H161ZM164 207V208H163ZM229 207H231V209L229 208ZM237 207V208H236ZM241 207V208H240ZM255 207V209H256V211H254V208ZM263 207V208H262ZM125 208V209H124ZM219 208H220V211H221V208H222V211L219 213L218 211H219ZM122 209H124V210H122V211H126V207H123ZM138 209V208H137ZM213 209H215V211H213L212 212V210ZM223 209H225V211L223 210ZM230 209V210H229ZM236 211H235V210ZM250 209H252V210H250ZM259 209H260V211H259ZM262 209V210H261ZM240 210V211H239ZM152 209H151V213H152ZM160 211V212H159ZM167 211H169V212H167ZM205 211V212H204ZM207 211H208V213H213L212 215H213V219H212V222H211V220L210 221H208V223L211 225H214V226H217V230L216 231H212L210 228H205V227H203V225H205L206 224V219H205V221H204V219L203 218H205V214H207ZM243 211V212H242ZM244 211H246V213H247V215L250 213V212H252L250 215H252V216H250L249 217V215L247 216L246 215V217H248L247 219H248V222H247V219L244 217L245 216V212ZM247 211H250V212H247ZM155 212H153V214L155 215ZM258 212V213H257ZM101 213H102V215H101ZM136 213H137V210H136ZM150 213V217H153V218H150V219H153V220H150V222L151 223H155V219H156V217H158V215L156 214L155 216L156 217H154V215L153 214H151ZM168 213H169V215H168ZM173 213V215H171V217H172V219H171V217H169L170 216V214H172ZM205 213V214H204ZM216 213H218L219 214V216L222 214V215H224V216H222L221 215V217L223 218V220H222V218H221V220H220V222H219V216H218V214H216ZM235 213H237V214H235ZM243 213H245V214H243ZM254 213H256V214H254ZM261 213V214H260ZM119 214H122L121 212L119 213ZM118 214V215H119ZM138 214V213H137ZM199 214H201V216H202V214H203V216L201 217ZM240 214L243 216H240ZM261 215V217H262V220H261V217H259V215ZM101 215V216H100ZM117 215V216H118ZM153 215V216H152ZM166 215H168V216H166ZM257 215H258V217H257ZM4 216V217H3ZM123 216V214L122 215H120V216H118V217H116V219L118 220V223L119 224H121V222L124 220V218L122 217ZM137 216L140 218L139 219V221H141V217L139 216V215H136V223H137V227H140V225H142V221H141V224H140V222L138 221V219H137ZM122 217V218H121ZM125 217V216H124ZM167 217V218H166ZM174 217V218H173ZM257 217V219H255ZM4 218V219H3ZM8 218V219H7ZM118 218H121V219H118ZM155 218V219H154ZM249 218L251 219V218H253V219H255V220H250V221H252V222H249ZM7 219V220H6ZM215 219V220H214ZM246 219V220H245ZM176 220L178 221L177 223H179V222H181L182 221V219H180V218H176L175 220H174V222L173 223H176ZM181 220V221H180ZM244 220V221H243ZM260 221V224H262V229H263V231H261L262 229L260 228L261 227V225H259V221ZM8 222V225H9V227L8 228H12L11 230L10 229H8L7 228V222ZM24 221V220H23ZM23 221H21L22 222V224H24L23 223ZM171 221L169 222V223H171ZM202 221V222H201ZM216 221H217V223H216ZM166 222V223H167ZM204 222H205V224H204ZM256 222V223H255ZM258 222V223H257ZM3 223V224H2ZM19 223H20V220H19ZM139 223V224H138ZM207 223V224H208ZM225 223V224H224ZM228 223V224H227ZM248 223V224H247ZM250 223H252V224H250ZM2 224V225H1ZM21 223H20V225H22ZM27 224V223H26ZM26 224L25 225H23V226H26ZM168 224V223H167ZM206 224V225H207ZM220 224H221V226H223V225H225V228H221V226H220ZM223 224V225H222ZM256 224V225H255ZM4 225V226H3ZM6 225V226H5ZM153 225V224H152ZM228 225V226H227ZM248 225V226H247ZM249 225H251L250 227H249ZM260 227H259V226ZM245 226V227H244ZM252 226H256L255 228H257L256 230H255V228L254 227H252ZM4 227V228H3ZM96 227H97V225H96ZM96 227H95V229H92L91 231L93 232H91V234H94V235H98V233H99V230H96ZM247 227H248V229H247ZM260 229H259V228ZM227 228H228V230H230V231H228L227 230ZM5 229V230H4ZM206 229V231L208 232H205L204 230ZM222 229H223V231H222ZM224 229H226V230H224ZM6 231V232H4V231ZM11 232H10V231ZM13 230V231H12ZM16 232H15V231ZM2 231V232H1ZM7 231H9V232H7ZM210 231V232H209ZM212 231V232H211ZM220 231V232H219ZM256 231H258V232H256ZM260 231V232H259ZM98 232V233H97ZM203 232H205V233H207V234H205V233H203ZM216 232V233H215ZM224 234H223V233ZM229 232V233H228ZM8 233H9V235H8ZM15 233H17V234H15L16 236H12V235H14ZM96 233V234H95ZM194 233V234H193ZM195 233H197V234H195ZM213 233H215V234H213ZM217 233H218V235H217ZM220 233V234H219ZM225 233H227V235L225 234ZM19 234V235H18ZM21 234V235H20ZM198 234L201 236H199V238L197 237L198 236ZM205 235V237H204V235ZM211 234H212V236H211ZM4 237H3V236ZM20 236L19 238H17L18 236ZM23 235V237H21ZM196 235V236H195ZM213 235H217V236H213ZM2 236V237H1ZM8 236H9V238H8ZM12 236V237H11ZM157 236V235H156ZM223 236H224V238H223ZM225 236H226V238H225ZM14 237H16V238H14ZM158 237H159V235H158ZM157 237V245L156 246H154V247H149V249H148V251H149V254L147 255V253L145 254L144 252H143V254H141V258L142 259H144V254L146 255L145 256V258H148V259H145V261H147V260H151V263L150 264H159V260H161L160 261V264H165V262H167L166 264H178L177 263V260L176 259H174V256H175V254H177V252L176 251H179L178 250V245L177 246H171L170 245V243H166V245L165 246H167L168 244V246H171L172 248H177V250H175V248L173 249V250H175L174 252L172 251V248L171 247H166L165 248V246L163 245V242H161L160 240H161V238H158ZM161 237V236H160ZM183 237V238H182ZM184 237H185V239H184ZM193 237H195V241H194V238ZM6 238V239H5ZM11 238V239H10ZM21 238H24V239H22V241H21ZM176 238V237H175ZM179 238H181V240H179ZM201 238H202V240H201ZM220 238H221V240H220ZM223 238V239H222ZM4 239V240H3ZM10 239V240H9ZM14 239H16V240H14ZM18 239H19V241H18ZM218 239V240H217ZM13 240H14V242H13ZM224 242H223V241ZM228 242H227V241ZM9 242V243H7V242ZM158 241H159V243H161V246H160V244H158ZM185 241H187V242H185ZM189 241V242H190ZM226 241V242H225ZM5 243V245L3 244V243ZM13 242V244H15V245H19V246H21L22 244H24V245H22L21 247L22 248H20L18 245H17V247L19 248V249H17V252H18V250H20L19 252V254L17 253V252H12L11 250H10V245H11V243ZM17 242V243H16ZM20 242H21V244H20ZM23 242V243H22ZM220 242H222V244L220 243ZM215 243V244H214ZM220 245H219V244ZM224 243H225V246H223L224 245ZM227 243V244H226ZM8 246H7V245ZM181 244H183V243H181ZM189 244V243H188ZM187 244V247H186V244H183V246L185 245V247L188 249V250H186V251H188V253H189V251H190V256H192V251H191V249H189V248H191L189 245ZM212 245H214V246H212ZM219 245V246H218ZM222 245V246H221ZM181 245H179V247H180ZM183 246H181V247H183ZM204 246V247H203ZM206 246V247H205ZM9 249H8V248ZM28 247V246H27ZM157 247V248H156ZM164 247V248H163ZM224 249H223V248ZM6 248V249H5ZM23 248H25V249H23ZM155 249V251H156V249H159L158 251H154V249ZM206 248V249H205ZM213 248V249H212ZM222 248V249H221ZM5 249V250H4ZM30 249V250H29ZM202 249V250H201ZM207 249H210V251H207ZM23 250V251H22ZM4 253V254H2V252ZM22 251V252H21ZM26 251V252H25ZM29 251V252H28ZM31 251H33V253H30ZM34 251H36L35 253H34ZM159 251L161 252V253H159ZM165 253H164V252ZM180 251H181V253H182V251L184 252L183 254H185V262L188 260V259H186L187 257L189 258V254H187V253H185V249L183 248V250L180 248ZM179 251V252H180ZM200 251V252H199ZM201 251H203V252H201ZM205 251H206V253H205ZM213 251H214V253H213ZM9 252L10 253H14V254H9ZM24 252V253H23ZM140 252H142L141 250H140ZM153 253V259H152V253ZM169 252V253H168ZM176 252V253H175ZM194 252V251H193ZM208 252V253H207ZM211 252V253H210ZM23 255H22V254ZM36 253H38V254H36ZM151 253V254H150ZM154 253H156L157 254V257H155L154 255H156V254H154ZM163 253H164V255L168 258V257H170V260H169V258L168 259H164V255H163ZM172 253V254H171ZM213 253V254H212ZM9 254V255H8ZM17 254V255H16ZM28 254H30V257H32L33 259H31L30 257H29V255ZM33 254V255H32ZM159 254H162L163 255V257L161 258V255H159ZM186 254H187V257H186ZM206 254V255H205ZM226 254V255H225ZM2 255V256H1ZM4 255V256H3ZM15 255V256H14ZM26 257H25V256ZM143 255V256H142ZM150 255V256H149ZM168 255V256H167ZM173 257H172V256ZM209 255V256H208ZM210 255H212V257H210ZM20 256H21V261H20ZM13 257V258H12ZM28 257H29V259H28ZM37 257H39V258H41V259H39V258H37ZM150 257H151V259H150ZM165 257V258H166ZM171 257H172V259L174 260V262L173 261H171ZM208 257L210 258V260L211 261H209V259H208ZM214 257V258H213ZM159 258V259H158ZM161 258V259H160ZM24 259H25V263H24ZM37 259V260H36ZM155 259V260H154ZM156 259H157V261H156ZM12 260V261H11ZM17 260V261H16ZM163 260V261H162ZM164 260H165V262H164ZM204 260L206 261V263L204 262ZM6 261V262H5ZM31 263H30V262ZM41 261H42V263H41ZM149 261H147L148 262V264H149ZM156 261V262H155ZM171 261V262H170ZM189 261V260H188ZM188 261L185 263L184 262V264H191V262H189L188 263ZM201 261V260H200ZM154 262V263H153ZM162 262V263H161ZM210 263V264H211Z\"/></svg>", "mask_w": 264, "mask_h": 264}, {"label": "bare ground", "instance_id": "bare-ground-1", "mask_svg": "<svg viewBox=\"0 0 264 264\" xmlns=\"http://www.w3.org/2000/svg\"><path fill=\"white\" fill-rule=\"evenodd\" d=\"M53 1V0H52ZM55 1V0H54ZM57 1V0H56ZM67 1H69V0H67ZM77 1H79V0H77ZM88 1V0H87ZM91 1V0H90ZM100 1V0H99ZM98 0H97V2H99ZM104 1H106V0H104ZM103 1V2H104ZM126 2V15H127V12H131L132 10L130 9H128V8H131L132 7V9L133 8H135L133 5H131V3H133V1L131 2L130 0V2H127L128 0H125ZM61 2H63V0L61 1ZM71 2V1H70ZM82 2H85V1H82ZM82 2H81V4H82ZM93 2H95L94 0H93ZM91 3L90 4V6L92 5L93 7H95V6H97V2L94 4V3ZM107 2V1H106ZM110 2V1H109ZM117 2V1H116ZM123 2V1H122ZM159 2H160V0H159ZM173 2V1H172ZM202 2V1H201ZM204 3H205V1H203ZM54 2H52L51 4H53ZM57 3V2H56ZM65 3H67L66 1H65ZM88 3H90V2H88ZM102 3V2H101ZM100 3V4H101ZM113 3V2H112ZM129 3H130V5H131V7L129 6ZM154 3V2H153ZM153 3H151V4H153ZM177 3V2H176ZM59 4V3H58ZM68 4V3H67ZM71 4V3H70ZM99 4V5H100ZM107 4L108 3H106V5L105 4H103V5H105V6H103V8L104 7H106L107 6ZM110 4V3H109ZM108 4V5H109ZM124 4V3H123ZM137 4V3H136ZM156 4V3H155ZM178 4V3H177ZM57 5V4H56ZM63 7H59L58 5V9H57V6H56V11H57V13H58V11H59V13L60 14H58L59 16H57V14H55L56 13V11L54 10L53 12L51 11L50 13L51 14H53V17H52V15H51V17H52V19L51 18H49V19H51V20H49V21H51V25L57 30L56 32H58V34H57V38L56 39H58L59 41H61V43H63L64 44V48H66V47H68L67 48V51L69 50V48L71 49V51L73 50V51H77V50H81V49H83V48H85L86 50H85V52H89V51H91V50H94V51H96L97 52V54L99 53V52H101V54H100V56L102 55V52L104 53V55H103V59H105V57H106V59L105 60H103V62L104 61H106V62H104L103 63V65L101 66L102 68H100V69H102V72L105 74V77L107 76V75H110L111 77H112V79H115V80H117L118 79V81H119V85L123 88H120V90L122 89V90H124L123 91V93H124V97H123V99L124 98H127V99H131L133 102H135V104H138V105H136V108L138 109L139 107H140V110L138 109L137 111H140V112H138V115L140 114V113H142L141 114V117L143 118V121H147V122H149V123H151L150 125H151V128L149 129V130H147V131H149V133H152V134H154L153 136H155V137H153V138H156L155 140H157V145L159 146V148H160V150H159V148L158 147H156V148H158L157 150H159L158 152L159 153H161V154H166V153H174V151H173V149H174V147H175V149H176V146H177V144L176 145H174V141H176V143H178V139L177 140H175V138H178V136L179 135H177V127H178V125H177V123H175V124H173L172 122H167L166 121V118H167V115L169 114L168 113V108L166 107V105H165V101L167 100L166 99V96H167V94L166 95H164L165 94V92H164V94L163 95H161V90L159 89L160 87H162V86H160V79H158V78H155L154 77V79H158L159 81L157 82V80H153L152 79V77H153V75H152V73H151V67H149L148 66V64L144 67V66H142V64L140 65V63L141 62H144V61H141V56H144V55H152L150 58H151V60H152V63H154V66H155V69L157 68V70L159 71V72H164V70H167L168 69V67H167V69H165L164 68V65H163V63H164V61H163V63H162V61L159 59V57H158V55H159V53H158V51H157V53H156V50L154 49V44L153 43H155L154 42V40L152 39V35H153V33L152 32H154V30L156 29H154V26L156 25H153V28H152V25H150V24H148V22H150V21H147V24H146V21L144 22V24H142V29H141V31H138L137 33H134L133 32V30L132 29H134V28H132V26L131 25H133V23L130 25V23H127V22H125V21H122V20H117V19H114V17H111L110 15H113L114 13L111 11V10H107L108 12L110 11L111 12V14L110 13H103V10H102V7H101V11H99L98 12V14L101 12V13H103L102 15H101V13L99 14V15H97V13L96 14H91L90 12H89V8L91 9V7H89V8H85L86 10L88 9V11H87V13L89 12L90 13V15H91V17L94 15V16H96L97 18L95 19V21H93V22H97V23H93L91 20H89V15L87 16V13L86 14H84V15H86L85 17V19L86 20H89V22H87V24H86V22H82V23H85L86 25H89V27L88 26H86L85 24H82V27H83V25H85L86 27H88L87 28V30L88 31H86V28H85V32H82V34L80 35V34H78V35H74L73 34V31L75 30H73V31H71L73 28H71V27H73V24L77 21L76 20V16H72V18L70 19V17L68 16V19L70 20H67V16H66V14L68 13V15H69V13L71 14L72 12H69L68 10L70 9H66V8H68V6L66 7V6H64L63 4H61ZM84 6H86L85 5V3L83 4ZM88 5V4H87ZM102 5V4H101ZM119 5V4H118ZM121 5V4H120ZM171 5H172V3H171ZM175 5V4H174ZM200 5V4H199ZM207 5H208V3H207ZM206 5V6H207ZM109 6H111V5H109ZM112 6H113V4H112ZM137 6V5H136ZM163 7L165 6V5H162ZM162 6H160L159 5V7H161V10L163 9L164 11H163V17H164V20H165V22H164V24L165 23H168L169 24V26L171 25V26H173L174 28H172V27H168L169 29H172V32H171V34H172V36L171 37H174V38H176V36L177 37H179L180 38V40H181V42H183V43H185L186 45H187V47L188 48H185V49H187V51L189 50V51H191V52H193L191 49L193 48H195L196 49V51L198 52V50L201 48V47H203L204 45H202V43H200L199 44V40L197 39L198 38V36H195V35H193L191 32H189L188 30H190V27H189V25L188 24H185V22H186V20L183 18V20H185V22L184 23H182L181 21H180V18H178L177 17V15H174L173 14V12H175V10H173V12H170L172 9L170 8V11L167 9V8H165V7H167V6H165L164 8L162 7ZM50 7H51V5H50ZM54 7H55V3H54ZM66 7V8H65ZM74 7V6H73ZM114 7V6H113ZM120 7V6H119ZM176 7V6H175ZM202 7H204V6H202ZM52 8V7H51ZM75 8V7H74ZM97 8V7H96ZM96 8H94V11L96 10ZM107 8V7H106ZM110 8V7H109ZM112 8V7H111ZM115 8V7H114ZM117 8V7H116ZM137 8H139L138 6H137ZM137 8H135V10L137 9ZM145 8V7H144ZM177 8V7H176ZM98 9H100L99 8V6H98V8H97V10ZM119 9V8H118ZM157 9H159V8H157ZM178 9V8H177ZM200 9H203V8H200ZM200 9H198V10H200ZM207 9H208V7H207ZM206 9V10H207ZM72 10V9H71ZM75 10V9H74ZM92 10H93V8H92ZM115 10V9H114ZM117 10V9H116ZM120 10V9H119ZM122 10V9H121ZM120 10V11H121ZM134 10V9H133ZM147 10V9H146ZM182 10V9H181ZM205 10V9H204ZM105 11V10H104ZM118 11V10H117ZM119 11V12H120ZM124 11V12H125ZM139 10L137 9V12H138ZM159 11V10H158ZM80 12V11H79ZM93 12V11H92ZM96 12V11H95ZM123 11H121V13H122ZM129 12V13H130ZM141 12V11H140ZM143 12V11H142ZM146 12H148V11H146ZM145 12V13H146ZM162 12V11H161ZM154 13V12H153ZM205 13V12H204ZM6 14H8V13H6ZM10 14V13H9ZM8 14V15H9ZM108 14H110V15H108ZM117 14V13H116ZM118 14H120V13H118ZM125 14V13H124ZM138 14V13H137ZM136 14V15H137ZM141 14V13H140ZM139 14V15H140ZM160 14V13H159ZM182 14H183V12H182ZM11 15V14H10ZM9 15V16H10ZM48 15V14H47ZM72 15V14H71ZM75 15V14H74ZM79 15L81 16V14L79 13ZM125 15V16H126ZM131 15H133L134 16V18L133 19H136L137 20V18L135 17V14L132 12L131 13ZM139 15H138V18H139ZM146 15V14H145ZM154 15V14H153ZM156 15H158V12H157V14ZM203 15V14H202ZM207 15V14H206ZM210 15V14H209ZM12 16V15H11ZM124 16V17H125ZM128 16V15H127ZM130 16V15H129ZM181 15H179V17H180ZM76 17V18H75ZM89 17V18H88ZM119 17V16H118ZM123 17V16H122ZM123 17V18H124ZM142 16H140V18H141ZM143 17H145V16H143ZM152 17H154V16H152ZM151 17V18H152ZM157 17V16H156ZM155 17V18H156ZM160 17H161V15H160ZM163 17H162V19H163ZM182 17H183V15H182ZM204 17V16H203ZM208 17V16H207ZM8 18V17H7ZM9 18H11V17H9ZM13 18V17H12ZM93 18V17H92ZM115 18H116V16H115ZM120 18H121V16H120ZM129 18V17H128ZM198 18H199V16H198ZM197 18V19H198ZM205 18V17H204ZM203 18V19H204ZM209 18H210V16H209ZM84 19V18H83ZM84 19V20H85ZM145 19H149L148 17L146 18L145 17ZM144 19V20H145ZM12 20V19H11ZM47 20V21H48ZM139 21L141 20V19H138ZM159 20H160V18H159ZM163 20V21H164ZM182 20V19H181ZM182 20V21H183ZM205 20V19H204ZM68 21V22H67ZM81 21V20H80ZM155 21H157V20H155ZM199 21V20H198ZM200 21L202 22L203 20H201L200 19ZM199 21V22H200ZM207 21V19L205 20V21H203V22H206ZM209 21V20H208ZM78 22V21H77ZM132 22H134V21H132ZM136 22V21H135ZM138 22V21H137ZM161 22V21H160ZM188 22V21H187ZM69 23H72L71 24V27H70V24ZM79 23V22H78ZM138 23H140V22H138ZM163 23V22H162ZM69 24V25H68ZM97 24V25H96ZM100 24V25H99ZM151 24H153V22H151ZM167 24V25H168ZM76 25V24H75ZM138 25H140V24H138ZM150 25V26H149ZM159 25H160V23H159ZM158 25V26H159ZM166 25V24H165ZM186 25H188V26H186ZM70 28H69V27ZM101 27L100 29V32H102L103 31V33H104V35H102L103 33H101V35L103 36V37H106V38H104L103 40L99 37V41L101 40V43H100V45H97V44H99V43H97L98 41L95 39V38H98V36L97 37H95V31L97 30V28L98 27ZM141 26V25H140ZM140 26H139V28H140ZM164 26V25H163ZM206 26V25H205ZM51 27V26H50ZM78 27V26H77ZM81 27V28H82ZM134 27V26H133ZM138 27V26H137ZM188 28V30H187V28ZM16 28V29H15ZM14 28V31H16V32H19V28H18V25H17V27H15ZM74 28H75V26H74ZM84 28V27H83ZM53 29V28H52ZM99 29V28H98ZM154 29V30H153ZM159 29H160V27H159ZM208 29H210L209 27H208ZM77 30H78V28H77ZM82 31H84L83 29H81ZM136 30V29H135ZM140 30V29H139ZM158 29H156L155 31H157ZM161 30V29H160ZM159 30V31H160ZM167 30V29H166ZM165 30V31H166ZM71 31V32H70ZM163 31H164V29H163ZM235 31V30H234ZM15 32V33H16ZM75 32V31H74ZM98 32V31H97ZM158 32V31H157ZM161 32H162V30H161ZM200 32V31H199ZM204 32V31H203ZM206 32H208V31H206ZM205 32V33H206ZM212 32V31H211ZM76 33V32H75ZM78 33H79V30H78ZM81 33V32H80ZM99 33V32H98ZM152 33V34H151ZM156 33V32H155ZM160 33V32H159ZM167 33V32H166ZM197 33V32H196ZM202 33V32H201ZM204 33V34H205ZM210 33V32H209ZM73 34V35H72ZM97 34V33H96ZM157 34V33H156ZM156 34H155V36H156ZM168 34H170L169 32H168ZM203 34V35H204ZM213 34V33H212ZM166 35V34H165ZM199 35V34H198ZM55 36V35H54ZM99 36H100V34H99ZM101 36V37H102ZM159 36V35H158ZM205 37H206V35H204ZM213 36V35H212ZM95 37V38H94ZM102 37V38H103ZM139 37H140V39L141 40H138L139 39ZM154 37V36H153ZM164 37V36H163ZM169 37V36H168ZM197 37V38H196ZM242 37V36H241ZM155 38V37H154ZM160 38V37H159ZM200 38V37H199ZM204 38V37H203ZM210 38V37H209ZM212 38V37H211ZM213 38H214V36H213ZM162 39V38H161ZM160 39V40H161ZM208 39V38H207ZM169 40H171V39H169ZM179 40V41H180ZM198 40V41H197ZM213 40V39H212ZM140 41H141V43H140ZM172 41V40H171ZM177 42V41H176ZM181 42H180V45L182 46L183 44H181ZM102 43H105V44H102ZM112 44L113 43V46L115 45V48H116V54H117V56H115L114 57V50H112V49H114L113 47H112V49L110 48L111 46L109 45V48L112 50H110L111 51V54H113V58H114V61H113V59H112V63L110 62V56H112V55H110V51L107 49V44ZM167 43V42H166ZM161 44V43H160ZM178 44V43H177ZM59 45V43H57V45H55V46H58ZM107 45V46H106ZM166 45V44H165ZM185 45V46H186ZM92 46V47H91ZM102 46H105L106 48H104V47H102ZM156 46V45H155ZM158 46V45H157ZM178 46V45H177ZM97 47H100V48H98V50H95ZM160 47V46H159ZM219 47V46H218ZM52 48H53V46H52ZM59 48V47H58ZM63 49V48H62ZM99 49H100V51H99ZM157 50L159 49V48H156ZM181 49V48H180ZM183 50H184V45H183V48H182ZM195 49H194V52H195ZM202 49H204L205 50V48H201L200 50H202ZM207 49V48H206ZM209 49V48H208ZM206 50V51H204L205 53L204 54H206V52L208 51L209 52V50ZM216 49V48H215ZM52 50H54V49H52ZM56 50V49H55ZM177 50V49H176ZM199 50V52H201L200 53V57H201V54H202V51H200ZM217 50V49H216ZM216 50H215V52H212L211 54H213V55H211V56H209L210 54V52L208 53L207 52V54L208 55H205L204 57H206V58H209V60H208V62H210V59H211V57H213V58H215L217 55H215L214 53H216ZM221 50V49H220ZM51 51V50H50ZM58 51V50H57ZM57 51H56V53H57ZM62 51H64V50H62ZM65 51H66V49H65ZM66 51V52H67ZM72 51V52H73ZM83 51V50H82ZM178 51V50H177ZM187 51H185V52H183L184 53V55H185V53L187 52ZM213 51V50H212ZM218 51V50H217ZM55 51H53V53H54ZM65 52V55L67 54ZM71 52V53H72ZM87 52V53H88ZM95 52V53H96ZM180 52H181V50H180ZM192 53L193 55H195L194 57L196 58V56H198V55H196L195 53ZM219 53H220V51H218ZM59 53V52H58ZM62 53V52H61ZM70 53V54H71ZM91 53H92V51H91ZM60 54V53H59ZM69 54V53H68ZM84 54V53H83ZM89 54H90V52H89ZM115 54V55H116ZM158 54V55H157ZM189 55V57L192 55L190 52L188 53H186V55ZM191 54V55H190ZM197 54H199V53H197ZM53 55H55V54H53ZM62 55V54H61ZM72 55H73V53H72ZM74 55H75V52H74ZM77 55V54H76ZM85 56H86V54H84ZM92 56L94 55V54H91ZM96 55V54H95ZM185 55V56H186ZM188 55H187V57H188ZM193 55L190 57L191 59H193L192 57H193ZM214 55H215V57H214ZM225 55V54H224ZM69 56V55H68ZM71 56V55H70ZM80 56V55H79ZM82 56V55H81ZM85 56H84V58H85ZM87 56H89L88 58L90 59V55H88L87 54ZM97 56V55H96ZM96 56H94V57H96ZM159 56H161V55H159ZM209 56V57H208ZM65 57V56H64ZM77 57V56H76ZM94 57H92V58H94ZM149 57V56H148ZM188 57V58H189ZM203 57V56H202ZM28 58V57H27ZM57 58H59V57H57ZM66 58V57H65ZM65 58H62V59H65ZM79 58H81V57H79ZM102 58H101V60H102ZM142 58H144V57H142ZM147 58V57H146ZM149 58V59H150ZM184 58V57H183ZM5 61H4V60ZM30 59V58H29ZM32 59V58H31ZM36 59V58H35ZM54 59V58H53ZM60 59V58H59ZM78 59V58H77ZM83 59V58H82ZM87 58H85V60H86ZM96 59V58H95ZM94 59V60H95ZM145 59V58H144ZM148 59V58H147ZM202 59V58H201ZM26 60V59H25ZM55 60H57L56 58H55ZM97 60V59H96ZM95 60V61H96ZM195 60H197V59H195ZM194 60V62H197V61H195ZM200 60V59H199ZM213 60H215V59H211V61L213 62ZM217 60V59H216ZM219 60V59H218ZM221 60V59H220ZM227 59H225V61H226ZM60 61H61V59H60ZM73 61H75L74 60V58H73ZM77 61H79V60H77ZM80 61H81V59H80ZM86 61H91V59L90 60H86ZM94 61V62H95ZM98 61H100V60H98ZM97 61V62H98ZM141 61V62H140ZM190 61V60H189ZM222 61H224V60H222ZM3 62H6V59L5 58H3L2 56L0 57V65L3 63ZM28 62L30 63V60H28ZM35 62V61H34ZM33 62V63H34ZM58 62H59V60H58ZM58 62H57V65L60 67V64H58ZM67 62H69V61H67ZM72 62V61H71ZM92 62V61H91ZM90 62V63H91ZM110 62V63H109ZM148 62V61H147ZM194 62H193V64H194ZM199 62V61H198ZM197 62V63H198ZM201 62H202V60H201ZM221 62V61H220ZM8 63V62H7ZM6 63V64H7ZM25 63V62H24ZM66 63V62H65ZM79 63V62H78ZM90 63H88V64H90ZM93 63V62H92ZM216 63V62H215ZM214 63V64H215ZM224 63H226V62H224ZM10 64V63H9ZM8 64V65H9ZM26 64V63H25ZM31 65H32V63H30ZM38 63H36V66H37V68L40 70V75L38 74V76H41V77H38L37 76V78H36V80H35V78H34V80L32 79H29V78H27V79H29L31 82H29V86H28V83L26 84L25 82H27V81H24L23 80V82L25 83V84H23V82H22V78L20 77L21 75H19V77L21 78V80H20V78L18 79L17 78V80H19L21 83H22V85H27L26 86V88L25 89H23L22 88V86H21V84H20V88H22V90H20V88H13V89H19V91H13V89H12V87H13V85H11V82L12 81H14V80H12L11 82L8 80V79H6V77H7V75L9 74H7L6 73V75H0V198L1 199H3V205L5 206L4 207V209H2V212H3V214L2 215H5V217H6V215L7 214H11V216H9L8 218H9V220L8 221H10V223H11V226L12 227H14V228H16V229H20L21 230V232H23V235H24V238H21V241H22V239H24L25 241V243H27V244H25V245H27V246H25V248H30V249H33V250H37V252H39V255H41L40 257L42 258H39V257H37V258H39V259H41L42 261H43V263H42V261H41V263L42 264H148V262L147 261H149V260H147V261H145V259H148V258H145V254L147 253V255L149 254V251H148V249H149V247H154V246H156L157 245V237H158V235H159V237L158 238H161V242H163V245L165 246L166 245V243H170V245L171 246H177L178 244L179 245H181V246H183V244H186V247H187V244L191 247V248H189V249H191V253H192V256H190V251H189V253H188V251H186V250H188L186 247H185V245L183 246V247H179V245H178V250L180 251V248L183 250V248L185 249V253H187V254H189L188 256H189V258L187 257V254H186V259H188L187 261H188V263L189 262H191V264H199V262H203V258L205 257H203L202 259H199L200 258V256L201 255H197L196 253L198 252V250L197 251H195L196 250V248L194 249V247H196V245L199 243H197L196 244V241L198 240L197 238H196V241H195V237H193L194 238V243L192 242L193 241V239L190 241V239L189 238H186V239H188L187 241H188V243H184V240H183V242H180L179 241V243L178 244H176V245H172L173 244V242H170L171 240H173L174 241V239H178V237L181 235H183L184 234V236L186 235V233H188L187 235H189V233H191V232H193V231H198V232H200L201 233V235H202V230L204 229H200V225H198L197 226V224L194 222L195 220L193 219L194 217V212L196 211V210H199V208H200V210H202L203 211V207H201L200 206V204H198V205H196V203L194 202V203H192L194 206L193 207H187L186 206V204L184 205V203L182 202L183 200H185V198H191V199H194V198H192V197H195L196 195H198V196H200L201 197V199L203 200V199H205L204 201H203V204L202 205H204V204H209L208 202L210 201L211 202V198H212V200H213V196H215V197H217V195H220L221 196V191H219L220 192V194L217 192V189H216V187H218V185H220L219 186V188L221 187V185H222V188H225V187H223V185H225V184H221L222 183V180H224V178L225 177H227V176H229V179H231V176L234 178H236V176L238 175V174H233L234 172H237L238 170L237 169H239V168H242V167H245V166H242L241 164H239L240 165V167L238 166V165H235V163H237L236 161H233L232 159V157H231V159H229L230 158V156H229V158H227V156H226V151H224V153H225V156H226V159H224V161H226L227 159H229L228 161H227V163H229V161H230V166H232L231 165V162L233 161L234 162V165L235 166H237V168H236V171H234V172H232V174L233 175H231V174H229L230 172H229V170L226 172V174L228 173V175H225V177H223V178H221L220 179V175H218V173L216 172V170L215 169H213L214 167H212V165H211V168L209 169L210 170V174L208 175V174H204L205 176V179L204 180H202V178H200L199 180L201 181H199V185L198 186H196V185H194L193 184V181L195 180L194 179V176L192 177V175L191 176H189V175H187V172L185 173V171L186 170H184V166L182 167V164H183V160H181V159H176V158H178V157H175V155L173 156V158L175 157V159L178 161V160H181L182 162H181V164L180 163H177V165H175L174 167H175V169H173V168H171V169H173L172 171H164V169L162 168H160L161 170H163L161 173L160 172H158V171H161L160 169L157 171L155 168H154V166H153V169H155L156 171H152L153 169L151 168V167H149L148 165H147V162H148V160L146 161V160H143L144 158H145V156L142 158V163H140V164H142V165H140V166H138V164H137V162H136V160H135V156L133 157V153H137V148H136V152H135V148L133 149V148H131V147H133L135 144L134 143H136V141L138 142V141H140V139H141V137H140V135H141V133L142 134H144V130L146 131V129L147 128H145L144 130H135L136 132L137 131H140L141 133L139 134V133H137V135L139 134V136H137L136 135V137L138 138V137H140V138H138L139 140H137L136 139V141H133L136 137H135V135H133V137H130L129 138V135H128V133H125L126 131L125 130H123V127H122V125L120 124V123H117L116 121H118V119L115 121L114 120V116L116 117V116H118L119 118L120 117H122L123 116V114H125L127 111L129 112V110L128 109H131V107L130 108H127V107H129V106H131V102L132 101H129L130 103V105L127 103V104H123V103H126V102H124L123 101V99L120 97V96H115L114 94H113V91H115V90H117V87H119V85L117 84H115L116 82H113V81H110V83H111V86L109 87V84H108V87H109V89L110 88H112V95L111 94H106V90H105V88H104V84H102V85H100V82H101V76H100V74L99 73H97L99 76H100V82L98 81V83H93L92 85H93V90H91V94H89V95H91V97H89L90 98V102H91V98H92V100L94 101L92 104H94L95 103V106H96V108L98 109V113H100V115L99 116H97V117H101V119L100 120H102V118L104 119V120H106L108 123L109 122H111V124H110V126H111V128H112V130H113V133H112V137H111V139H109V141L107 142V143H109L110 142V144H111V148L112 149H114V151H116V152H118V151H120V150H122V149H126V147L128 148V146L131 144V142H128V141H130L131 139H132V142H133V146H130V148H128L127 150H125L124 152H123V150L122 151H120V153L121 152H123V153H127L126 155H127V162H126V166L125 167H123V169L125 170V171H123L122 170V168H120L121 170V172L123 173L122 175H118V174H113V176L115 175V176H121V177H119L117 180H119V182L122 184V182L124 183V186H121V188H125V186L126 187H130V186H132V185H129V184H131V183H135L136 185H138V190H134L135 191V193L137 192V191H139V188H141V191L142 192H139L140 194H139V197H138V192L136 193L137 194V198H139V200L141 201L142 199H140V195L142 196V194H143V196H142V198L144 197V200H142V202L141 203H143V204H140L141 206H140V208H139V205H137V208H136V206L134 205V203H133V200H132V198L131 199H128L127 200V202L125 203L126 205H123L122 203H123V199L124 198H127V195H126V197L125 196H123L124 198L122 199V198H120L119 199V201H121V199H122V202L121 203H119L118 204V202L119 201H117L116 199V201L115 202H113V201H111L110 199V202L112 203H116L115 205H112L111 203H108L109 202V200H106V201H104L103 202V200L101 201V199H100V201H101V203H99L98 201H99V199L97 198V200L98 201H96L95 200V198L97 197V195H101V194H97V192L95 191V189H94V191H92L91 193H90V188H89V185L91 186V184H90V177H89V165H88V161H87V159L85 158V162L83 161V160H81V162H79L80 160H78L77 158H78V156H76L77 154H80V153H83L82 151H83V147L79 144V143H77V141H75L74 143H73V141L72 140H70L69 138H70V136H69V138H67L66 137V134L64 135V136H61L62 138H60V136H58L57 137V135H56V133H55V131H51V130H53V129H51V130H49L50 128H49V125H48V123L50 122V121H53V119H55L56 120V118L58 117V113L56 114V112L58 111L59 112V108L57 109V111L55 112L54 111V106L56 105V107H58L59 106V104H60V107L63 105V103H68V102H70V101H72V100H74L73 99V90L74 89H76L77 87H79V86H81L80 84H82L81 82H83L82 81V79H85V78H82L81 80H79V81H81L80 83L78 82V81H76L77 82V84H76V82H74V83H71V82H69V80H71L72 78V73H74V71L72 72L71 71V73H70V69H68L69 70V72H68V70L66 69V71H65V66L62 64L61 65V67L59 68V69H54L55 71L54 72H52V73H50V67H49V65H47V64H38ZM56 64V63H55ZM76 64V63H75ZM84 64V63H83ZM88 64H86L87 66H88ZM96 64V63H95ZM165 64V63H164ZM196 64V63H195ZM199 64V63H198ZM196 65L197 66V68H198V66L199 65ZM203 64V63H202ZM209 64H212V63H209ZM2 65H4V67L6 68V67H8V65H5L4 63L2 64ZM28 65V64H27ZM73 65V64H72ZM77 65V64H76ZM80 65V64H79ZM94 65V64H93ZM97 65H98V63H97ZM145 65V64H144ZM205 65V64H204ZM208 65V64H207ZM226 65V68H227V63L225 64ZM34 66V65H33ZM33 66H31V67H33ZM75 66V65H74ZM73 66V67H74ZM81 66V65H80ZM85 67V68H88V67ZM91 66V65H90ZM100 66V65H99ZM99 66H98V68H99ZM152 66V65H151ZM165 66H166V64H165ZM194 66V65H193ZM206 66V65H205ZM213 66V65H212ZM211 65L210 66H207V67H210V69H211V67H212ZM222 66V65H221ZM73 67H71V68H73ZM143 67V68H142ZM146 67L149 69H146ZM195 67V66H194ZM214 67V66H213ZM212 67V68H213ZM223 67H224V65H223ZM229 67V66H228ZM25 68V67H24ZM69 68H70V66H69ZM91 69H94V66H93V68L92 67H90ZM139 68V69H138ZM145 68V69H144ZM196 68V67H195ZM215 68V67H214ZM230 68V67H229ZM28 69V68H27ZM31 69V68H30ZM29 69V71H31ZM34 69H35V67H34ZM78 69V67L75 69V70H77ZM79 69H81V67L79 68ZM90 69V70H91ZM104 69V70H103ZM140 69H143L142 71L140 70ZM217 69H219V68H217ZM72 70V69H71ZM74 70V69H73ZM84 69H82V71H83ZM94 70H96V69H94ZM99 69H97V71H98ZM137 70L139 71H141L140 72V74H138V72H137ZM195 70H197V69H195ZM207 70H209V68L207 69ZM212 70V69H211ZM23 71H24V69H23ZM78 71V70H77ZM81 71V70H80ZM97 71H95V72H97ZM153 71V70H152ZM168 71V70H167ZM167 71H165V72H167ZM202 71H204V68H203V70ZM26 72H27V70H26ZM34 72H36V71H34ZM37 72H39V71H37ZM76 72V71H75ZM88 72H90V71H88ZM214 72L216 73V68L214 69ZM218 72V71H217ZM25 73V72H24ZM29 73V72H28ZM28 73L27 74H24L25 76H27L28 75ZM82 73V72H81ZM154 73H155V71H154ZM200 73V72H199ZM206 73V72H205ZM204 73V74H205ZM211 73H213V70H212V72L210 71V74ZM215 73H213V75L215 74ZM219 73H220V71H219ZM226 73V72H225ZM5 74V73H4ZM78 74H80V73H78ZM161 74V73H160ZM162 74H164V73H162ZM168 74V73H167ZM197 74V73H196ZM209 74V73H208ZM10 75V74H9ZM9 75H8V77H9ZM30 75H31V77H34L35 75L34 74H31L30 73ZM29 75V76H30ZM34 75V76H33ZM83 75V74H82ZM85 75V74H84ZM87 75V74H86ZM98 75H97V77H98ZM103 75V74H102ZM151 75H152V77H151ZM194 75V74H193ZM200 75V74H199ZM215 75H217V74H215ZM223 75H225V74H223ZM227 75V74H226ZM18 76V75H17ZM75 76V75H74ZM73 76V77H74ZM90 76V75H89ZM89 76H87V77H89ZM109 76V77H110ZM167 75H165V77H166ZM169 77H170V75H168ZM196 76V75H195ZM195 76H193V77H195ZM200 76H202V75H200ZM220 75H218L217 77H218V79L219 80H221L220 82H221V84L220 85H222L223 86V84L222 83H224L225 84V82H228V81H224L221 77H219ZM231 77H232V74L230 75ZM7 77V78H8ZM13 77V76H12ZM78 77H79V75H78ZM80 77H82L81 75H80ZM86 77V76H85ZM165 77H163L162 79L163 80H165L166 81V78ZM169 77H167V78H169ZM198 77V76H197ZM204 77V76H203ZM215 77V76H214ZM213 77V78H214ZM226 77V76H225ZM236 77V76H235ZM10 78H11V75H10ZM99 78V77H98ZM103 78H104V76H103ZM199 78V77H198ZM237 78V77H236ZM12 79H15V78H12ZM109 79V78H108ZM199 79H201V78H199ZM198 79V80H199ZM216 79V78H215ZM7 80L9 81V83L10 84H8V82H7ZM26 80V79H25ZM73 81L75 80V79H72ZM78 80V79H77ZM98 80V79H97ZM103 80V79H102ZM110 80H111V78H110ZM114 80V81H115ZM197 80V79H196ZM202 80V79H201ZM226 80V79H225ZM232 80V79H231ZM235 80V79H234ZM234 80H232L233 82H234ZM239 80V79H238ZM169 81H171V80H169ZM168 81V82H169ZM218 81V80H217ZM237 81V79L235 80V82ZM62 82L64 83V84H62ZM87 82H88V80H87ZM93 82H94V80H93ZM152 82H154V83H152ZM162 82V81H161ZM167 81H166V83H168ZM219 82V81H218ZM234 82V83H235ZM18 83V82H17ZM78 83H79V85H78ZM103 83V82H102ZM163 83V82H162ZM172 83H174V82H172ZM199 83H201V82H199ZM202 83H203V81H202ZM217 83V82H216ZM232 83V82H231ZM13 84H16V82H14ZM19 84V83H18ZM169 84V83H168ZM218 84V83H217ZM227 84V83H226ZM225 84V85H226ZM237 84V83H236ZM235 84V85H236ZM8 85H10L11 87L9 88L8 87ZM171 85V84H170ZM170 85H168V86H170ZM235 85H234V87H235ZM240 85V84H239ZM16 87H18L17 86V84L15 85ZM14 86V87H15ZM117 86V87H116ZM200 86H202L201 84H200ZM88 87V86H87ZM131 87L133 88H135V87H137L136 89H137V91L135 92V90H133L132 91V89H131ZM177 87V86H176ZM227 88V86H223L222 88ZM228 87H229V85H228ZM240 87V86H239ZM82 88V87H81ZM133 88V89H134ZM170 88V87H169ZM202 88V87H201ZM224 88V89H225ZM238 88V87H237ZM11 89H12V91H11ZM162 89V88H161ZM173 89H174V87H173ZM177 89V88H176ZM220 89V88H219ZM231 89V88H230ZM121 90V91H122ZM170 90H172V89H170ZM175 90V89H174ZM174 90H172V91H174ZM185 90H187L186 88L182 91L183 93H185L184 91ZM191 90V88L189 89V91ZM193 91H194V89H192ZM221 90V89H220ZM242 90H244V89H241V91ZM13 94V98H12V100H13V104L14 103H16L17 102V105H20V108H21V110H20V108H19V111H22L23 110V112L22 113H20V114H18L20 117L19 118H17V117H15L14 116V114L12 115V108H13V104L12 103H9L8 102V100L10 101V99H11V94L10 95H8L9 96V98L10 99H8L7 100V94L8 93H10V92ZM86 91V90H85ZM88 91V90H87ZM108 91V90H107ZM111 91V90H110ZM118 91V90H117ZM126 91V92H125ZM167 91H169V90H167ZM166 91V92H167ZM171 91V92H172ZM193 91H191V92H193ZM223 91V90H222ZM135 92V93H134ZM170 92V91H169ZM170 92V93H171ZM174 92H176V91H174ZM187 92H188V90H187ZM186 92V93H187ZM226 92V91H225ZM115 94H117L118 92H114ZM121 93V92H120ZM119 93V94H120ZM127 93L129 94V95H127ZM178 92H176V93H174V94H177ZM185 93V94H186ZM194 93V92H193ZM118 94V95H119ZM197 94V93H196ZM223 94V93H222ZM225 94V93H224ZM231 94H232V91H231ZM235 94H236V92H235ZM87 95V94H86ZM121 95V94H120ZM171 95H173V93L171 94ZM171 95H169V96H171ZM179 95H180V93H179ZM189 95V96H188ZM186 94V96H188L189 97V99L190 100H192V97H194V95H192V93L190 94V92H189V94ZM227 95V94H226ZM85 96V95H84ZM125 96H128V97H125ZM168 96V98H170ZM200 96V95H199ZM224 96V95H223ZM239 96H240V94H239ZM243 96H244V94H243ZM242 96V97H243ZM81 96H79V98H80ZM83 97V96H82ZM87 96H85L83 99H85ZM87 97V98H88ZM171 97H173V96H171ZM181 97H184V96H182L181 95ZM195 97H196V95H195ZM194 97V98H195ZM227 97V96H226ZM174 98H175V95H174ZM174 98H172V99H174ZM177 98H179L178 97V95H177ZM201 98V97H200ZM221 98V97H220ZM219 98V99H220ZM236 98V97H235ZM122 99V101H123V103H121L119 100H121ZM129 99V100H130ZM187 99V98H186ZM189 99H188V101H189ZM197 99H199L198 98V96H197ZM218 99V98H217ZM218 99V100H219ZM226 99V98H225ZM228 99V98H227ZM226 99V100H227ZM57 100H60L59 101V104L57 105V103H55V102H57ZM87 100V99H86ZM125 100V99H124ZM176 100V99H175ZM194 100V99H193ZM196 100V99H195ZM201 100V99H200ZM241 100V99H240ZM246 100V99H245ZM83 101V100H82ZM81 101V102H82ZM127 101V100H126ZM220 101V100H219ZM11 102V101H10ZM63 102V103H62ZM76 102H77V100H76ZM80 102V101H79ZM128 102V101H127ZM187 102V101H186ZM192 102V101H191ZM196 102H198V101H196ZM225 102V101H224ZM227 102H229V101H227ZM232 102V101H231ZM234 102V101H233ZM232 102V103H233ZM236 102V101H235ZM19 103V104H18ZM72 103V102H71ZM70 103V104H71ZM202 103V102H201ZM220 103V102H219ZM239 103H241V102H239ZM245 103V102H244ZM69 104V103H68ZM70 104H69V106H70ZM74 104H75V100H74ZM204 104V103H203ZM222 104V103H221ZM220 104V105H221ZM224 104V103H223ZM235 104V103H234ZM17 105H15L16 107H17ZM72 105H73V103H72ZM208 105H210V104H208ZM218 106H219V104H217ZM230 105V104H229ZM248 105V104H247ZM64 106V105H63ZM69 106L66 108L67 110H68V108H69ZM127 106V107H126ZM135 106V105H134ZM138 106V107H137ZM193 106H196V105H193ZM71 107V106H70ZM178 107L179 108H181V105H178ZM220 107H222V106H220ZM224 107H226V111L227 110H232L231 109V107H230V109H228V105H226V106H224ZM234 107V106H233ZM232 107V108H233ZM245 107H247V106H245L244 105V108ZM249 107V106H248ZM63 108H65V107H63ZM62 108V109H63ZM94 108V107H93ZM135 108V109H136ZM238 107H236V109H237ZM15 108H13V111L14 112H16V109L14 110ZM18 109V108H17ZM66 109H64L65 111H64V113L66 112H68V111H66ZM72 109H73V106H72ZM222 109H225V108H222ZM197 110H198V108H197ZM201 110V109H200ZM199 110V111H200ZM217 110H219V111H221L220 109H217ZM239 110V109H238ZM60 111H61V108H60ZM63 111V110H62ZM70 111V110H69ZM145 111H148V113L147 112H145ZM211 111V110H210ZM245 111V110H244ZM197 112V111H196ZM18 113V112H17ZM63 113V112H62ZM62 113H59V119L58 120H62L63 119V117H61V115H62ZM69 113H74V112H69ZM204 113V112H203ZM202 113V114H203ZM213 113V112H212ZM223 113V112H222ZM229 113V112H228ZM236 113H237V110H236ZM250 113V112H249ZM97 114V113H96ZM130 114H132L131 113V111H130ZM137 114V113H136ZM197 114V113H196ZM220 114H221V112H220ZM226 114H227V112H226ZM238 114H239V111H238ZM241 114V113H240ZM11 115V116H10ZM66 115V114H65ZM65 115H64V117H65ZM98 115V114H97ZM127 115V114H126ZM234 115V114H233ZM67 116V115H66ZM71 116H72V114H71ZM71 116H67V117H70L71 118ZM131 116V115H130ZM232 116V115H231ZM249 116V115H248ZM73 117V116H72ZM127 117H129V115L127 116ZM183 117H184V115H183ZM233 117V116H232ZM60 118H62V119H60ZM69 118V119H70ZM123 118H124V116H123ZM185 118V117H184ZM236 118H237V116H236ZM240 118V117H239ZM243 118V117H242ZM245 118V117H244ZM247 118V117H246ZM249 118V117H248ZM19 119H21V120H19ZM65 119H66V117H65ZM141 119V118H140ZM233 119V118H232ZM19 120V121H18ZM57 120V121H58ZM97 120H98V118H97ZM96 120V122H98ZM120 120V119H119ZM123 120V119H122ZM167 120H168V118H167ZM243 121L245 120V119H242ZM63 121H66V120H63ZM68 121V120H67ZM106 121H105V123H106ZM178 121V120H177ZM184 121V120H183ZM241 121V120H240ZM247 121V120H246ZM245 121V122H246ZM54 122V121H53ZM59 122V121H58ZM61 122V121H60ZM59 122V123H60ZM95 122V123H96ZM144 122V123H145ZM146 122V123H147ZM236 122H238L237 120H236ZM244 122V123H245ZM58 123V124H59ZM100 123H101V121H100ZM180 123V122H179ZM204 123H205V125H208V129L210 130V129H212V127L214 126V123L212 122V121H210V120H207L206 122H205V120H204ZM55 124V123H54ZM63 124V123H62ZM61 124V125H62ZM113 124V125H112ZM122 124H123V122H122ZM192 124V123H191ZM241 124V123H240ZM243 124V123H242ZM57 125V124H56ZM56 125H54V127L55 128H57L56 127ZM60 125V126H61ZM149 125V124H148ZM148 125H146V126H148ZM239 125V124H238ZM51 126H52V124H51ZM58 126V125H57ZM67 126H69V125H67ZM192 126V125H191ZM243 126H244V124H243ZM190 127V126H189ZM192 127H194V126H192ZM245 127V126H244ZM66 128V127H65ZM92 128V127H91ZM138 128V127H137ZM178 128H180V127H178ZM235 128H237V126L235 127ZM62 129H63V127H62ZM93 129V128H92ZM125 129V128H124ZM136 129V128H135ZM192 129V128H191ZM241 129V128H240ZM244 129V128H243ZM243 129H242V131H243ZM60 130H61V128H60ZM65 130V129H64ZM91 130V129H90ZM109 130V129H108ZM111 130V129H110ZM194 130V129H193ZM63 131V130H62ZM135 131L133 130V132H134V134H136L135 133ZM189 131V130H188ZM57 132V131H56ZM59 132V131H58ZM86 132H89V131H86ZM85 132V133H86ZM97 132V131H96ZM105 132V131H104ZM189 132H191V131H189ZM195 132V131H194ZM60 133H61V131H60ZM66 133V132H65ZM68 133V132H67ZM72 133V132H71ZM70 132H69V134L70 135H72ZM84 133V134H85ZM106 133V132H105ZM110 134H109V136H111V132H109ZM64 133L62 132V135H63ZM68 134V135H69ZM95 134V133H94ZM97 134V133H96ZM102 134V133H101ZM192 134H193V132H192ZM196 134V133H195ZM29 135V136H28ZM87 135V134H86ZM85 135V136H86ZM90 136L92 135V134H89ZM103 135V134H102ZM101 135V136H102ZM146 135V134H145ZM149 136L151 135V134H148ZM147 135V136H148ZM197 135H198V132H197ZM26 136L27 137H29L30 138V140L29 141H31L32 139H31V137L34 139H37V144H36V146L37 147H39V150H41V153H44L42 156H41V158H37V157H33L32 155H30L29 153H34V149L33 148H30V147H28V146H26V143H25V138H26ZM31 136V137H30ZM83 136V135H82ZM144 136V135H143ZM64 137V138H63ZM66 137V138H65ZM74 137V136H73ZM93 137H95V136H93ZM97 137L100 139V134H99V136L97 135ZM106 137V136H105ZM104 137V138H105ZM151 137H152V135H151ZM195 137V136H194ZM28 138V139H29ZM88 138V137H87ZM92 138V137H91ZM90 138V139H91ZM98 138L96 139V137L94 138V139H96V140H98ZM101 138H103V137H101ZM109 138V137H108ZM127 138H129L130 140H128ZM197 138H198V136H197ZM247 138V137H246ZM28 139H27V141H28ZM67 139H69L68 141H66ZM71 139H73L72 137H71ZM76 139V138H75ZM78 139V138H77ZM125 139H127V140H125ZM145 139V136H144V138H143V140ZM179 139H180V137H179ZM79 140V139H78ZM88 140V139H87ZM105 140H106V138H105ZM108 140V139H107ZM248 140V139H247ZM251 140V139H250ZM66 141V143L67 142H69V143H71V145L72 144H75V143H77L78 145H80L82 148L80 149V146H77L76 148L77 149H75V150H77V154L75 155V153H74V148H75V145H77V144H75L74 146L72 145V148H71V146L69 147V148H71V151H72V153L77 157V158H75V156H73V154H71L72 156H73V158H75V159H77L76 161V163L72 160V161H70V163H67V164H64V163H59V161H58V157L56 158L55 156L58 154V153H60V151H62L63 149H64V145H63V143ZM82 141H84V140H82ZM103 141H104V139H103ZM145 141V140H144ZM243 142L244 141H246V139L245 140H242ZM106 142V141H105ZM233 142V141H232ZM232 142H229L230 143V145H231V143ZM82 143V142H81ZM84 144H82V145H85V144H87V142L85 143V142H83ZM90 143H95V144H97V143H101V142H99V141H95L94 142V140H93V142L91 141ZM89 143V144H90ZM106 143V144H107ZM245 143H247V142H245ZM244 143V144H245ZM253 143V142H252ZM105 144V143H104ZM138 144V143H137ZM136 144V145H137ZM182 144V143H181ZM239 144V143H238ZM238 144L235 146L236 148H237V146H238ZM66 146L67 145H69L68 143L67 144H65ZM100 145H102L101 147L103 148V144L101 143ZM135 145V146H136ZM183 145V144H182ZM250 145V144H249ZM99 146V145H98ZM98 146H97V149H98ZM107 146H110L109 144L107 145ZM134 146V147H135ZM185 145H183V147H184ZM227 146H229V144L227 145ZM240 146H242V145H240ZM239 146V147H240ZM248 146V145H247ZM252 146V145H251ZM250 146V147H251ZM67 147V148H68ZM74 147V148H73ZM79 147V148H78ZM92 147V146H91ZM95 147V146H94ZM139 147V146H138ZM177 147H179V145L177 146ZM181 147V146H180ZM229 147H231V146H229ZM243 147V146H242ZM242 147H240L241 149H242ZM246 147V146H245ZM85 148H87V147H85ZM93 148V147H92ZM96 148V147H95ZM102 148H100V153L101 152H104V151H101V149ZM219 148V147H218ZM223 148H226V147H223ZM228 148V147H227ZM248 148V147H247ZM109 149V148H108ZM140 149V148H139ZM154 149L155 148H153V151H154ZM178 149V148H177ZM176 149V150H177ZM180 149V148H179ZM215 149V148H214ZM230 149V148H229ZM238 149V148H237ZM237 149H235V150H237ZM240 149V150H241ZM68 150H70V149H68ZM82 150V151H81ZM85 150V149H84ZM94 150V149H93ZM151 151H152V149H150ZM156 150V149H155ZM211 150V149H210ZM215 150H217V149H215ZM214 150V151H215ZM223 150V149H222ZM226 150H228V149H226ZM231 150V149H230ZM240 150H238L239 152H241ZM244 150V149H243ZM92 150H90V152H91ZM96 152H98L97 150H95ZM111 151V150H110ZM114 151H113V153H114ZM213 151V150H212ZM234 151V150H233ZM232 151V156H234L233 155V152ZM64 152V151H63ZM65 152H66V150H65ZM76 152V151H75ZM85 152H86V150H85ZM109 151H107V153H108ZM115 152V153H116ZM145 152V151H144ZM198 152V151H197ZM218 152V151H217ZM230 152V151H229ZM237 152V151H236ZM235 152V153H236ZM245 152V151H244ZM243 152V153H244ZM69 153H71L70 151H69ZM88 153V152H87ZM94 153V152H93ZM112 153V152H111ZM128 153L130 154V155H128ZM142 153V152H141ZM146 153V152H145ZM148 153H149V151H148ZM153 153H156L155 151L153 152ZM199 153V152H198ZM200 153H202V152H200ZM212 153H214V152H212ZM67 154H68V152H67ZM84 154V153H83ZM92 154V153H91ZM96 154H98V153H96ZM133 154V155H132ZM222 154V153H221ZM230 154V153H229ZM245 154V153H244ZM247 154V153H246ZM70 155V154H69ZM69 155H68V157H69ZM85 155V154H84ZM90 155V154H89ZM122 155H124V158H126V155L125 154H122ZM140 155H142V154H140ZM169 155V154H168ZM168 155L166 154V156L168 157ZM200 155V154H199ZM240 155H241V153H240ZM239 155V156H240ZM71 156V157H72ZM80 156V155H79ZM86 156V155H85ZM92 156V155H91ZM100 156H102V155H100ZM99 156V157H100ZM119 156H121V154L119 155ZM165 156V155H164ZM164 156H162L163 157V159H165L164 158ZM165 156V157H166ZM170 156H171V154H170ZM179 156V155H178ZM202 156V155H201ZM239 156H238V158H239ZM241 156H243V155H241ZM247 156V155H246ZM245 156V158H248V156L246 157ZM250 156V155H249ZM81 157H82V154H81ZM80 157V158H81ZM87 157V156H86ZM147 157V156H146ZM161 157V156H160ZM166 157V158H167ZM172 157V156H171ZM214 157V156H213ZM217 157V156H216ZM236 158H237V156H235ZM234 157V158H235ZM244 157V156H243ZM89 158V157H88ZM92 158V157H91ZM101 158V157H100ZM122 158H123V156H122ZM179 158H183L182 157V155H181V157H179ZM218 158V157H217ZM81 159H83V157L81 158ZM119 159V158H118ZM146 159V158H145ZM148 159V158H147ZM169 160H170V157L168 158ZM172 159V158H171ZM214 159V158H213ZM240 159L241 158H239V160L238 161H240ZM165 160H167V159H165ZM169 160H167V162L169 161ZM220 160V159H219ZM221 160H223L222 158H221ZM246 160V159H245ZM250 160V159H249ZM50 161L52 162V161H54V163H55V168L54 167H49L48 166V164H50ZM83 161V162H82ZM87 161V162H86ZM101 161H102V159H101ZM119 161H120V159H119ZM146 161V162H145ZM162 161H164V160H162ZM171 161V160H170ZM173 161V164L175 163L174 162V160H172ZM215 161V160H214ZM93 162V161H92ZM110 162V161H109ZM108 162V163H109ZM114 162V161H113ZM124 162V161H123ZM166 161H165V164L167 163ZM208 162V161H207ZM221 162H223V161H221ZM232 162V163H233ZM241 163H242V161H240ZM250 162V161H249ZM252 162V161H251ZM148 163H150V162H148ZM168 163H170V162H168ZM175 163V164H176ZM218 163V162H217ZM227 163H224V164H226V165H228ZM104 164V163H103ZM112 164V163H111ZM122 165L123 164H125V163H121ZM151 164H153V163H151ZM164 164V165H165ZM206 164V163H205ZM214 164V163H213ZM222 164V163H221ZM224 164H223V167L224 168H226V167H228V166H224ZM250 164V163H249ZM253 164H254V162H253ZM252 164V165H253ZM94 165V164H93ZM96 165V164H95ZM94 165V166H95ZM99 165V164H98ZM113 165H114V163H113ZM118 165H120L119 164V162H118ZM117 165V166H118ZM215 165V164H214ZM220 165V163H218V164H216V166H219ZM244 165V164H243ZM257 165H259L258 163H257ZM45 166V168L43 169L42 167H44ZM47 166V167H46ZM52 166V165H51ZM102 166V165H101ZM116 166V165H115ZM121 166V165H120ZM151 166V165H150ZM202 166H203V164H202ZM206 166V165H205ZM205 166H204V168H205ZM207 166H208V164H207ZM229 166V167H230ZM256 166V165H255ZM254 165H253V167H255ZM49 167V169H47ZM96 167V166H95ZM122 167V166H121ZM160 167H162V166H160ZM208 167H210V166H208ZM221 167V166H220ZM219 167V168H220ZM233 167V166H232ZM93 168V167H92ZM91 168V169H92ZM99 168V167H98ZM111 168H114V167H111ZM167 168V167H166ZM169 168V167H168ZM216 168V167H215ZM218 168V169H219ZM257 168V167H256ZM45 170L46 171V174L43 172V170ZM51 169H53L52 171H50ZM99 169H101V168H99ZM98 169V170H99ZM217 169V168H216ZM218 169H217V171H218ZM93 170V169H92ZM97 170V171H98ZM102 170V169H101ZM152 171L153 173H154V180L152 179L153 177H150V175L148 176V172L147 171ZM206 170V169H205ZM204 170V171H205ZM234 170H235V167H234ZM245 170H246V167H245ZM248 170V169H247ZM246 170V171H247ZM253 170V169H252ZM256 170H259V169H256ZM47 171H49L48 173H50V174H48L47 173ZM71 171H73L74 172V175L72 176V172ZM95 171V170H94ZM106 171V170H105ZM111 171V170H110ZM243 171H244V169H243ZM245 171V172H246ZM249 171V170H248ZM93 172V171H92ZM120 172V173H121ZM207 172V171H206ZM220 173H221V171H219ZM250 172V171H249ZM255 172V171H254ZM259 172V171H258ZM95 173V172H94ZM93 173V174H94ZM101 174H102V172H100ZM151 173V172H150ZM152 173V174H153ZM208 173V172H207ZM239 173H242V170L240 169V171H239ZM247 173V172H246ZM96 174V173H95ZM201 174H203V173H201ZM222 174V173H221ZM253 174V173H252ZM251 174V175H252ZM255 174V173H254ZM253 174V176L255 177V175ZM260 174V173H259ZM208 175V177H206ZM240 175V174H239ZM238 175V179L239 180H244V178H246V176H244L243 174H241L240 176ZM247 175V177H248V175L249 174H246ZM261 175H263L262 173H261ZM92 176V175H91ZM117 176V177H118ZM199 176V175H198ZM224 176V175H223ZM200 177V176H199ZM203 177V178H204ZM253 177V178H254ZM257 177H260L261 178V176H257ZM263 177H264V175H263ZM234 178V179H235ZM251 178V177H250ZM252 178V179H253ZM91 179H92V177H91ZM106 179V178H105ZM238 179H235V180H238ZM249 179V178H248ZM255 179H257V178H255ZM255 179H254V182H258V180H256L255 181ZM259 179V178H258ZM107 180V179H106ZM106 180H105V184H106ZM227 180V179H226ZM231 180H233V179H231ZM264 180V179H263ZM262 180V181H263ZM225 181V180H224ZM228 181V180H227ZM245 182H247L248 180H244ZM115 182H117V181H115ZM114 182V183H115ZM117 183L118 185H120V183ZM195 182H198V179H197V181H195ZM233 182V181H232ZM235 182V181H234ZM237 182V181H236ZM245 182H243V183H245ZM126 183H129L128 185H125ZM155 183V184H154ZM224 183V182H223ZM225 183H226V181H225ZM228 183V182H227ZM230 184H231V181L229 182ZM238 183V182H237ZM237 183H235V184H237ZM260 183V182H259ZM94 184H96V183H94ZM97 184H98V182H97ZM102 184V183H101ZM198 184V183H197ZM234 184V185H235ZM250 184H252V182L250 183ZM250 184H248V186L250 185ZM258 183H256V185H257ZM264 185V182L263 183H261L260 184V186L259 187H261V185ZM103 185V184H102ZM114 185V184H113ZM117 185V186H118ZM123 185V184H122ZM156 187V188H158V190H160L159 191V194H160V192L162 193V190H163V192H164V187H166L167 186V188H169V190H170V192H167L168 191V189H167V191L166 192H164V193H171L172 192V196H174L175 197V199L177 200L175 203H170V204H172V206H174V212H175V214H176V216H174L173 215V213L172 214H170V216L169 217H171V215H173L174 217H176V218H180V219H182V221L181 222H179V223H177L178 221L176 220V223H173L174 222V220L176 219H173V222L170 220V218H168L169 219V222L171 221V223H169V222H165V220H163V218L161 219V217L158 215V213H156L155 212V210L157 211V209H154V207H155V205H154V207H153V205H149V204H151L150 202L151 201H149V199L150 198H152V194H154V193H152L153 191H155L154 189H156L154 186ZM228 185V184H227ZM226 185V189H229L228 187L229 186H227ZM233 185V186H234ZM239 185H241V182L239 181ZM238 184L236 185V187L237 186H239ZM246 185V184H245ZM255 185V186H256ZM263 185H262V187H263ZM115 186V185H114ZM133 186H135V185H133ZM243 186H244V184L242 185V189L240 188V187H238V188H240V190L239 189H237V191L239 190V191H241V190H243ZM248 186H245V189L248 187ZM105 187V186H104ZM104 187H102V188H104ZM230 187H232V186H230ZM253 187V186H252ZM101 188V187H100ZM110 188V187H109ZM107 189V190H110V189ZM114 188V187H113ZM121 188L119 189L120 190V193L121 194H126V191H125V189H123L124 191H121ZM132 188H134V189H136L135 187H132ZM154 188V189H153ZM218 188V189H219ZM233 188V187H232ZM264 188V187H263ZM262 188V189H263ZM97 189V188H96ZM116 189H118V187L116 188ZM129 189H131V188H129ZM128 189V190H129ZM231 189V188H230ZM244 189V190H245ZM252 189V188H251ZM257 189V188H256ZM255 189V190H256ZM261 189V188H260ZM113 190V189H112ZM127 190V189H126ZM127 190V191H128ZM157 190V189H156ZM220 190V189H219ZM221 190H223V189H221ZM248 190H249V187H248ZM254 190V188L251 190V191H253ZM254 190V191H255ZM130 191V190H129ZM132 191V190H131ZM227 191V190H226ZM224 192V193H227V192ZM230 191V190H229ZM259 190H257V192L255 191V192H253L255 195L257 194H259V192H258ZM93 192H96V194L95 193H93ZM98 192H99V190H98ZM100 192H101V190H100ZM110 192H112L111 190H110ZM124 192V193H123ZM156 192V191H155ZM223 192V191H222ZM231 192H233V190L231 189ZM244 191H242L241 192V194L243 193ZM245 192H250V191H245ZM245 192L243 193L244 195H245ZM261 192V191H260ZM94 194V195H96V197L94 196V195H92L91 196V194ZM142 193V194H141ZM164 193L163 194H161V195H164ZM218 193V194H217ZM250 193H252V192H250ZM103 194V193H102ZM106 194H108L107 192H106ZM112 194V193H111ZM121 194H119V195H121ZM124 194V195H125ZM127 194H128V192H127ZM131 194V193H130ZM132 194H133V197H135L136 196V194H135V196H134V193H133V191H132ZM132 194H131V196H132ZM217 194V195H216ZM228 194V193H227ZM227 194H225V195H227ZM231 194V193H230ZM234 194V193H233ZM232 194V195H233ZM238 194L240 195V193L238 192ZM261 194H262V192H261ZM89 195L91 196V197H89ZM110 195V194H109ZM114 196H115V194H113ZM119 195H117L116 194V196H119ZM129 195V194H128ZM170 196H171V194H169ZM225 195H223L222 194V199H223V196H225ZM232 195H230L229 197L231 198V196ZM255 195H250L249 193H248V197L251 199H255ZM263 195V194H262ZM115 196V197H116ZM130 196V195H129ZM130 196V197H131ZM165 196V195H164ZM163 196V197H164ZM167 196V195H166ZM198 196H196V197H198ZM220 196H218L219 198H220ZM234 196V195H233ZM243 195H241V197H242ZM246 196V195H245ZM247 196H246V198L245 199H247ZM250 196H254V198L253 197H250ZM261 196V195H260ZM264 196V195H263ZM173 197V198H174ZM199 197V198H200ZM217 197V198H218ZM228 197V198H229ZM236 196H234V197H232V200L234 201H236V198H235ZM238 197V196H237ZM259 197V196H258ZM104 198H107V197H104ZM110 198V197H109ZM111 198H112V195H111ZM118 198V197H117ZM217 198H216V200H217ZM226 198V197H225ZM224 198V199H225ZM230 198L228 199V202H229V200H230ZM238 198H240V196L238 197ZM264 198V197H263ZM0 199V200H1ZM108 199V198H107ZM154 198H152L151 200H153ZM196 200L198 199V198H195ZM221 199V198H220ZM241 199H243V198H241ZM244 199V200H245ZM251 199V200H252ZM258 199V198H257ZM257 199H255V200H257ZM261 199H262V197H261ZM114 200V199H113ZM131 200H132V202H131ZM135 201H136V197H135V199H134ZM200 200V199H199ZM209 200V201H208ZM219 200V199H218ZM240 199H238V201H239ZM243 200V201H244ZM250 200V202H254V201H251ZM138 201V200H137ZM139 201V202H140ZM147 201H149V202H147ZM206 201V202H205ZM208 201V202H207ZM215 201V200H214ZM221 201V200H220ZM224 201V200H223ZM227 201V200H226ZM241 202H242V200H240ZM2 202V201H1ZM0 202V203H1ZM5 202V203H4ZM96 202H97V206H98V203L99 204H101L102 206H101V208H102V210H103V212H104V215H102V213H101V215L102 216H104V218L102 219V217H101V219H99L98 217V215H97V211L100 209V206H98V210L96 209V208H94L95 206H96ZM103 202V203H102ZM125 202V201H124ZM154 202V200L152 201V203ZM198 202V201H197ZM237 202V201H236ZM235 202V203H236ZM248 203H249V200L247 201ZM246 202V203H247ZM136 203H138V202H136ZM149 203V204H148ZM168 203V202H167ZM213 203V202H212ZM215 203V202H214ZM213 203V204H214ZM222 203V202H221ZM221 203H219V205H217V206H219L220 207V205H221ZM226 203V202H225ZM231 203V202H230ZM243 203V202H242ZM247 203V204H248ZM261 203H263L262 202V200H261ZM154 204V203H153ZM166 204V203H165ZM165 204H164V207H165ZM169 204V205H170ZM212 204V205H213ZM216 204H218V202L216 203ZM216 204H215V206L213 205V207H216ZM234 204V203H233ZM233 204H232V207H235L236 205H234L233 206ZM236 204H238V206L237 207H239V205L242 207V205H244V204H240V203H236ZM253 204V203H252ZM255 204H257V201L255 202ZM227 205V204H226ZM254 205V204H253ZM1 207L0 208H2V205H0ZM150 206H152L153 208H151ZM166 206H168V205H166ZM192 206V205H191ZM200 206V207H199ZM205 206V205H204ZM210 205H208V208H210L209 207ZM224 206V205H223ZM245 206V205H244ZM243 206V207H244ZM255 206V205H254ZM123 207H126V211H122V210H124V209H122ZM163 207V208H164ZM169 207V206H168ZM236 207V208H237ZM240 207V208H241ZM243 207H242V209H243ZM249 207H251L250 206V204H249ZM248 207V205H247V208H249ZM158 208V207H157ZM162 208V207H161ZM206 208H207V206H205V210H206ZM207 208V209H208ZM217 208V207H216ZM230 209H231V207H229ZM263 208V207H262ZM151 209L153 210L152 211V213H151ZM165 209H167L166 207H165ZM229 209V210H230ZM245 209V208H244ZM243 209V210H244ZM254 209V211H256V209H255V207L253 208ZM96 212H95V211ZM136 210H137V213H136ZM199 210V211H200ZM209 210V209H208ZM224 211H225V209H223ZM235 210V209H234ZM250 210H252V209H250ZM262 210V209H261ZM100 211H101V209H100ZM198 211V212H199ZM213 211H215V209H213L212 210V212ZM221 211H222V208H221ZM220 211V208H219V213L221 212ZM236 211V210H235ZM240 211V210H239ZM259 211H260V209H259ZM122 213L123 214V218H124V220L121 222V224H119L118 223V220L116 219V217H118V216H120V215H122V214H119V213ZM153 212H155V215L157 214L158 215V217H156L154 214H153ZM160 212V211H159ZM167 212H169V211H167ZM198 212L196 211V214H198ZM201 212V211H200ZM199 212V213H200ZM205 212V211H204ZM243 212V211H242ZM245 213H246V211H244ZM247 212H250V211H247ZM261 212V211H260ZM150 213L151 214H153L154 215V217H156V219H155V223L153 222V223H151L150 222V220H153V219H150V218H153V217H150L151 215H150ZM245 213H243V214H245ZM252 212H250L248 215H249V217L250 216H252V215H250ZM258 213V212H257ZM119 214V215H118ZM205 214V213H204ZM213 213H208V211H207V214H205L206 216H205V218H203L204 219V221H205V219H206V224L208 223V221H210L211 220V222H212V219H213V215H212ZM216 214H218V213H216ZM235 214H237V213H235ZM253 214V213H252ZM254 214H256V213H254ZM261 214V213H260ZM98 216L97 218H96V216ZM100 215V216H101ZM118 215V216H117ZM136 215H139L140 217H141V221H142V225H140V227H137L138 225H137V223H136ZM152 215V216H153ZM168 215H169V213H168ZM168 215H166V216H168ZM193 215V216H192ZM200 216H201V214H199ZM222 215V214H221ZM221 215L219 216V214H218V216H219V222H220V220H221ZM246 215H247V213L245 214V218L247 219L248 217H246ZM247 215V216H248ZM259 215V214H258ZM258 215H257V217H258ZM264 215V214H263ZM1 216V215H0ZM125 216V217H124ZM202 216H203V214H202ZM201 216V217H202ZM222 216H224V215H222ZM240 216H242L241 214H240ZM2 217V216H1ZM4 217V216H3ZM121 217V218H122ZM150 217V218H149ZM173 217V218H174ZM204 217V216H203ZM221 217V218H220ZM243 217V216H242ZM253 217V216H252ZM257 217L255 218V219H257ZM259 217H261V215H259ZM258 217V218H259ZM262 217H264V216H262ZM262 217H261V220H262ZM7 218V219H8ZM121 218H118V219H121ZM167 218V217H166ZM4 219V218H3ZM6 219V220H7ZM137 219H138V221H139V217L137 216ZM171 219H172V217H171ZM245 219V220H246ZM253 218H249V222H252V221H250V220H252ZM255 219H253V220H255ZM19 220H20V223L22 224V222L21 221H23V223L24 224H22V225H20V223H19ZM122 220V219H121ZM215 220V219H214ZM222 220H223V218H222ZM221 220V221H222ZM141 221H139L140 222V224H141ZM244 221V220H243ZM256 221V220H255ZM259 221V220H258ZM7 222V221H6ZM202 222V221H201ZM247 222H248V219H247ZM27 223V224H26ZM216 223H217V221H216ZM253 223V222H252ZM252 223H250V224H252ZM256 223V222H255ZM258 223V222H257ZM3 224V223H2ZM1 224V225H2ZM26 224V226H23V225H25ZM139 224V223H138ZM153 224V225H152ZM204 224H205V222H204ZM203 225V227H205V228H210L212 231H216L217 229V226H214V225H210L209 223L207 224V225ZM225 224V223H224ZM228 224V223H227ZM248 224V223H247ZM254 224V223H253ZM263 224V223H262ZM262 224H260V221H259V225H261V229H262ZM7 225H8V222H7ZM10 225V224H9ZM9 225L7 226V228L9 227ZM96 225H97V227H96ZM223 225V224H222ZM256 225V224H255ZM4 226V225H3ZM6 226V225H5ZM200 226V227H199ZM220 226H221V224H220ZM224 226V227H223ZM223 226H221V228L223 227V228H225V225H223ZM228 226V225H227ZM248 226V225H247ZM251 225H249V227H250ZM95 227H96V230H99V233H98V235H94V234H91V230L92 229H95ZM245 227V226H244ZM252 227H254V226H252ZM256 227V226H255ZM254 227V228H255ZM258 227V228H259ZM4 228V227H3ZM259 228V229H260ZM264 228V227H263ZM1 229V228H0ZM8 229H12V228H8ZM247 229H248V227H247ZM257 228H255V230H256ZM5 230V229H4ZM3 230V231H4ZM9 230V231H10ZM20 230H19V232H20ZM200 230V231H199ZM224 230H226V229H224ZM227 230H228V228H227ZM226 230V231H227ZM258 230V229H257ZM9 231H7V232H9ZM13 231V230H12ZM15 231V230H14ZM205 232H207L206 231V229L204 230ZM211 231V232H212ZM222 231H223V229H222ZM228 231H230V230H228ZM261 231H263V229L261 230ZM2 232V231H1ZM4 232H6V231H4ZM11 232V231H10ZM9 232V233H10ZM16 232V231H15ZM205 232H203V233H205ZM210 232V231H209ZM220 232V231H219ZM224 232V231H223ZM222 232V233H223ZM256 232H258V231H256ZM260 232V231H259ZM9 233H8V235H9ZM93 233V232H92ZM208 233V232H207ZM207 233H205V234H207ZM216 233V232H215ZM215 233H213V234H215ZM229 233V232H228ZM12 234V233H11ZM10 234V235H11ZM14 234V233H13ZM15 234H17V233H15ZM12 235V236H16V235ZM96 234V233H95ZM194 234V233H193ZM195 234H197V233H195ZM220 234V233H219ZM224 234V233H223ZM226 235H227V233H225ZM1 235V234H0ZM9 235V236H10ZM19 235V234H18ZM17 235V236H18ZM21 235V234H20ZM23 235L21 236V237H23ZM157 235V236H156ZM186 235V236H187ZM204 235V234H203ZM217 235H218V233H217ZM217 235H213V236H217ZM3 236V235H2ZM1 236V237H2ZM9 236H8V238H9ZM11 236V237H12ZM161 236V237H160ZM180 236V237H181ZM185 236V237H186ZM191 236H192V234H191ZM190 235H189V237H191ZM196 236V235H195ZM199 234H198V238H199ZM211 236H212V234H211ZM4 237V236H3ZM20 236H18L17 238H19ZM176 237V238H175ZM185 237H184V239H185ZM188 237V236H187ZM201 237V236H200ZM204 237H205V235H204ZM14 238H16V237H14ZM183 238V237H182ZM192 238V237H191ZM223 238H224V236H223ZM222 238V239H223ZM225 238H226V236H225ZM6 239V238H5ZM11 239V238H10ZM9 239V240H10ZM171 239V240H170ZM200 239V238H199ZM4 240V239H3ZM14 240H16V239H14ZM14 240H13V242H14ZM179 240H181V238H179ZM201 240H202V238H201ZM218 240V239H217ZM220 240H221V238H220ZM18 241H19V239H18ZM176 241V240H175ZM174 241V243H176V242H178V240L175 242ZM187 241H185V242H187ZM190 241V242H189ZM223 241V240H222ZM227 241V240H226ZM225 241V242H226ZM7 242V241H6ZM5 242V243H6ZM10 242V241H9ZM9 242H7V243H9ZM13 242L11 243V245L9 246L10 247V250L12 251V252H17V249H19L18 247H17V245H15V244H13ZM224 242V241H223ZM228 242V241H227ZM3 243V242H2ZM5 243H3L4 245H5ZM17 243V242H16ZM23 243V242H22ZM181 243H183V244H181ZM221 244H222V242H220ZM1 244V243H0ZM20 244H21V242H20ZM24 244H22V245H24ZM158 244H160V246H161V243H159V241H158ZM215 244V243H214ZM219 244V243H218ZM227 244V243H226ZM7 245V244H6ZM21 245V246H22ZM162 245V246H163ZM169 245V244H168ZM165 246V248L167 247H171V246ZM201 245V244H200ZM199 244H198V246H200ZM220 245V244H219ZM218 245V246H219ZM8 246V245H7ZM19 246V245H18ZM21 246H19L20 248H22ZM158 246V245H157ZM161 246V247H162ZM212 246H214V245H212ZM222 246V245H221ZM223 246H225V243H224V245ZM204 247V246H203ZM206 247V246H205ZM215 247V246H214ZM8 248V247H7ZM17 248V249H16ZM25 248H23V249H25ZM157 248V247H156ZM164 248V247H163ZM172 248V247H171ZM175 248V247H174ZM174 248H172V251L174 252L175 250H177V248H175V250H173ZM223 248V247H222ZM221 248V249H222ZM6 249V248H5ZM4 249V250H5ZM9 249V248H8ZM29 249V250H30ZM154 249V248H153ZM206 249V248H205ZM213 249V248H212ZM224 249V248H223ZM140 250L142 251V252H140ZM159 249H156V251H158ZM202 250V249H201ZM20 250H18V254L20 253L19 252ZM23 251V250H22ZM21 251V252H22ZM154 251H155V249H154ZM155 251V252H156ZM179 251H176L177 252V254H175V256H174V259H176L177 260V263L178 264H184V262H185V254H183L184 252L182 251V253H181V251L179 252ZM207 251H210V249H207ZM2 252V251H1ZM26 252V251H25ZM29 252V251H28ZM36 251H34V253H35ZM143 252L145 253L144 254V259H142L141 258V254H143ZM164 252V251H163ZM166 252V251H165ZM164 252V253H165ZM175 252V253H176ZM196 252V253H195ZM200 252V251H199ZM201 252H203V251H201ZM24 253V252H23ZM30 253H33V251H31ZM152 253V252H151ZM150 253V254H151ZM159 253H161L160 251H159ZM164 253H163V255H164ZM169 253V252H168ZM205 253H206V251H205ZM208 253V252H207ZM211 253V252H210ZM213 253H214V251H213ZM212 253V254H213ZM2 254H4L3 252H2ZM9 254H14V253H10L9 252ZM8 254V255H9ZM22 254V253H21ZM36 254H38V253H36ZM154 254H156V253H154ZM172 254V253H171ZM204 254V253H203ZM203 254H202V256H203ZM17 255V254H16ZM23 255V254H22ZM29 255V257H30V254H28ZM33 255V254H32ZM159 255H161V258L163 257V255L162 254H159ZM206 255V254H205ZM226 255V254H225ZM2 256V255H1ZM4 256V255H3ZM15 256V255H14ZM25 256V255H24ZM150 256V255H149ZM155 257H157V254L156 255H154ZM165 256V255H164ZM168 256V255H167ZM172 256V255H171ZM201 256V257H202ZM209 256V255H208ZM26 257V256H25ZM29 257H28V259H29ZM152 259H153V253H152ZM151 257H150V259H151ZM166 257V256H165ZM164 257V259L166 260V259H168L169 258V260H170V257H166L165 258ZM173 257V256H172ZM172 257H171V261H173L174 262V260L172 259ZM210 257H212V255H210ZM3 258H5V259H3ZM3 258H0L2 261H4V260H8L7 259V257H3ZM13 258V257H12ZM31 259H33L32 257H30ZM160 258V259H161ZM214 258V257H213ZM11 259V258H10ZM9 259V260H10ZM159 259V258H158ZM205 259H207V257H205ZM208 259H209V261H211L210 260V258L208 257ZM9 260L7 261V262H9ZM13 260L15 261V259L13 258ZM37 260V259H36ZM155 260V259H154ZM165 260H164V262H165ZM201 260V261H200ZM5 261V262H6ZM12 261V260H11ZM14 261L13 262H11V264L12 263H14ZM17 261V260H16ZM20 261H21V256H20ZM156 261H157V259H156ZM155 261V262H156ZM160 261L161 260H159V264H160ZM163 261V260H162ZM170 261V262H171ZM186 261V262H187ZM216 261V260H215ZM214 261V262H215ZM17 262H19V261H17ZM17 262H15V264L17 263ZM30 262V261H29ZM158 262V261H157ZM185 262V263H186ZM204 262L206 263V261L204 260ZM214 262H213V264H214ZM24 263H25V259H24ZM26 263H28V262H26ZM25 263V264H26ZM31 263V262H30ZM151 263V260L149 261V264ZM154 263V262H153ZM162 263V262H161ZM167 262H165V264H166ZM211 263V262H210ZM209 263V264H210ZM1 264H2V262H1ZM3 264H4V262H3ZM6 264V263H5ZM157 264V263H156ZM164 264V263H163ZM204 264V263H203ZM212 264V263H211ZM215 264H217V263H215Z\"/></svg>", "mask_w": 264, "mask_h": 264}]
</instances>
